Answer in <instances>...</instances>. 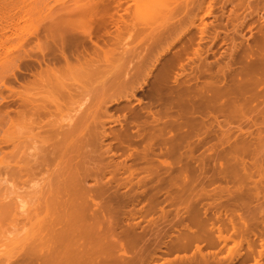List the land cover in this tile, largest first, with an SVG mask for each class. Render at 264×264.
Listing matches in <instances>:
<instances>
[{
  "label": "rangeland",
  "instance_id": "1",
  "mask_svg": "<svg viewBox=\"0 0 264 264\" xmlns=\"http://www.w3.org/2000/svg\"><path fill=\"white\" fill-rule=\"evenodd\" d=\"M88 0H0V72L2 71V72H4V71H7V72H9V73H5V74H10L12 71H15L16 73H18V81H12L11 83H9L10 85H12L11 87L13 88L12 89V91L11 90H8V89H6L5 88V86L3 85V83H2V81L0 80V92H1V94H2V96H0V102H1V97H3L4 95H6V97H9V93H10V91H11V94H10V99H12V100H10V99H8L9 101H10V107H12V108H15L16 106H17V103L16 102H18L17 100H18V97L17 96H15V97H12L13 95H12V93L14 94V93H16V92H19L20 94H21V92H24L25 93V95H27V96H29L30 98L32 97L33 99H37V97L39 98L40 97V99H42V98H45V95L47 96V93L48 94H50V91L53 93V91L52 90H55V89H52V90H50L48 87H46V85L44 86V84L42 85L41 83H38V81L37 80H35L34 78H32L33 76H31V74H30V72L28 71V70H23V71H16L17 69H15L14 67H15V63H20V62H24V61H26V62H31L32 61V59H30L29 57H27V55L29 54L31 57H34L35 55H37V53H36V51H32V49L35 47L34 45H36V38L34 37L33 38V36H31V35H29V25H30V19H31V15H32V11L33 10H36V9H43V10H47V9H50V10H52L53 12H52V14H51V16H47V21L45 22L44 21V23L45 24H49V21L52 19V20H58L61 16H63V18H64V16H65V18H71L72 16H73V18H75L74 16H76L77 15V13H74V11H71V10H75L76 9V11L77 10H80V8H81V10H83V9H85V3L87 2ZM164 1H166V0H164ZM167 1H171L172 3H169V2H166V3H164V2H162V0H147V6H143L142 8L143 9H150L151 7L153 8V9H162V10H165L166 8L167 9H171L173 6H174V8L176 7H178L180 4H181V7H180V9L181 8H183L185 5H187V6H185V7H189L190 9H192V8H194V7H196L195 5H197V1L196 0H192L191 2H190V0H167ZM196 1V2H195ZM209 1L210 0H204L203 1V4L201 5V7H202V10H198V12H197V17H196V19L194 20V21H192L191 20V17H185L186 19L184 20L185 21V23H184V26L186 25V26H189V25H191V24H194L195 25V27H192V28H190V32H188V34L186 33L185 35H183L182 37H180L179 39H175V37H171V38H168L167 40L169 41H167V43H170L171 42V47H170V49H169V51L167 52V53H165V54H163L162 55V57H161V59H162V61H164L165 60V62L167 61L166 60V58H170V57H173L174 56V54L175 53H179V52H182V50H183V43L184 42H186L187 40H189V37L192 35V34H195L194 35V37H195V42H194V45H192V47L193 48H197L196 46H197V40H198V36H199V31L202 29V28H204V23L206 22V23H208V22H210V21H212L213 23H216V25H215V28L217 29V30H220V31H226V30H228L229 32H231L232 31V29H233V24L236 22L237 24H239L240 22H241V24L240 25H236V23L234 24V25H236L235 27H236V29H238V33H233L234 35L233 36H235V37H233L234 39H235V42L236 43H238V45L239 44H241L240 42H242V44L241 45H239V49H235V50H230L229 49V46L231 47V42H230V39L229 38H226V40L225 41H223V36H224V34L223 33H221L215 40H213V41H211L210 42V36H204V39H203V41L202 42H200V48H201V51H202V58L201 59H204V62L202 61V60H200V65H202L201 67H203V65H204V71L202 72V73H196V75L198 76V79H197V77H196V75L194 76V75H192L191 77H196V78H187V77H185V75H182V76H184V77H180V78H183L184 80L186 79L187 80V83H186V81H185V83H183L182 84V86L180 85V89L181 90H183L181 87H183L184 88V90H185V88L187 89L186 91H188L187 92V94H185L186 93V91H184L183 93L187 96V97H190V98H186V96L185 95H183L184 97H182L183 99L182 100H185L184 102L182 101V105H184L183 107H181L182 109L184 108V113L182 112L183 110L181 109V108H178L179 106H177V107H173V109H174V111H173V109H171L170 110V113H169V100H167L168 99V94H169V90H167V89H169L170 87L172 88V87H174L175 85L173 84V77L175 76V73H180V72H182V70H181V68H180V66H179V64L177 65V67L176 66H173V67H171V72H170V76H169V78H168V83H169V81H170V84H171V81H172V86L170 85H168L167 84V89H166V87H164L163 88V91L165 92V95H164V92L162 91L161 93H162V96H161V101H160V99L157 97V98H155V97H151L150 99H149V97L148 96H146V95H148L147 93H146V88L143 90V91H137L136 92V95L135 96H133L135 99H136V103H135V99H132L131 98V100L130 101H128V100H123V101H120L119 103H113V105L111 104V106L109 105L108 106V109H109V111H108V113H106L107 115H109V113H111V118H113V119H111L109 116H105V115H103V113H101V112H99V111H97V110H100L99 108H98V106H99V104H97L98 102L96 101V100H94V95L92 96V94L94 93V85H93V83H95V80L94 81H92V80H90L89 78H87V77H85V79H84V76H82L83 77V80H80V79H82V77L80 78L79 76H78V74H79V72L81 73V71L82 70H80V71H78L77 70V72H78V74L76 73V71L75 72H73V73H70L69 71H68V75H69V77H68V75H67V73L66 72H63V73H60V75L62 76V79H61V77H60V79L63 81L64 80V83L65 84H67L68 83V85L71 83V85H72V83H73V85H76V86H80V89L83 91H85L86 93H90L91 94V92H93L92 94H91V97H92V99H90L89 98V101H87L89 104H92V106H93V108L91 107V105L89 106V107H91L90 109H89V107H87L88 108V110H89V113L90 112H92L91 113V118L88 120V126H89V124L91 125L92 124V122L94 123V124H97L96 126H98L99 124L101 125V123H102V125H104L106 128V130H107V132H110L112 129H114V130H112L111 132H113V131H116V130H120L119 128H120V125L119 124H117V123H115V121H113V122H109V120H116L117 121V119H119V120H121V122L122 123H125V126H127V128L128 129H130V130H132V138L131 137H129L130 138V140L128 141V139H125V140H123V141H121V139H115V136H109V137H107L106 139H104L103 141H102V144H101V142H100V140H98L97 138L96 139H94V137L92 138V137H90V138H88V139H90V140H88L87 139V135H85V137H84V135H83V133H85L84 132V130H86V128H90V127H87V126H82L80 129L82 130V131H76L77 133H76V139H74L75 140V143H77L76 145V147L75 148H73V149H69L68 151H75L76 150V153L78 152V154H80V156L78 155V154H73V153H75V152H73V153H71L70 155H68L69 154V152H68V154H67V156H70V157H73L74 158V156H76L74 159L73 158H71V159H73V162L72 161H70V168H74V166H75V164L77 163L78 164V162H79V164L81 165V166H79V165H77L76 164V166L78 167H76L77 169V171H76V173H79L78 171H80V169L81 170H83V166H84V163H85V168L87 169L86 171H85V173H83V171H80V172H82V174H86L85 176L87 177V173H89V175H88V177L87 178H83V181H81L82 183L84 182L85 183V185H88V186H90V187H88V186H86L87 188H92L91 186L93 185V188H99L98 190L99 191H96L95 193H91L90 192V194H96V196L94 195V200H95V198L97 197V201L95 200V202H99V201H103V203L102 202H100V205H102L101 207L102 208H100L101 210L103 209L104 210V208H105V206H107L108 207V205H109V210L107 211L106 209H105V213H104V211H103V213H102V211H100V209H99V211L101 212V214H103V215H105L106 217H107V215L108 216H112L113 215V217L115 216H117L116 217V223H117V225H120L118 228L117 227H115L116 229V231L117 230H121L122 228H123V230H121L120 232H122V231H124V229H126V228H133V229H135V231L138 233V232H140V233H138V234H145L144 236H148L147 238L148 239H150L149 238V235H147V232H148V234H150V237H151V239L152 238H155L157 235L156 234H158L159 232H160V230H161V233L162 234H164L163 235V237H160V239L159 240H163L164 239V241H165V244H160V248H158L157 249V251L155 250L154 251V260H153V258L150 260V262L148 263V264H157L158 262L159 263H161V262H163V259H168V258H173L174 256H175V254H177V255H182L183 253L185 254V251H186V253H187V256H189V254L191 255V256H189V257H192V258H194V257H196V258H194V260H199V257L197 258V254H198V252H195V247H196V245H200L201 246V248H202V251H203V253H205V252H209V251H217V252H219V257L222 255V254H226V253H228V248L230 247V246H232V248H234V246H233V242H231V241H229L227 244H225V246H222V242H220V244H218L216 247L215 246H212V247H208L205 243H204V230H208V229H210V224L211 223H213V224H217V225H219L220 226V228H222V232L224 233V234H227V235H231L232 237H234V239L236 238V239H239L238 238V234H240V232H236L237 230H236V228H237V226L239 227V226H241V228H238L239 230L238 231H242V230H244V229H242V228H246L245 230H247V233L249 234H247V236H249V239L250 240H253V243H254V245L252 244V247L254 248V250L255 249H259V245H260V243H259V238H260V236H259V232L262 234V233H264V229H261V226H262V228H264V223H263V225H261L262 224V222H264V188H262V187H264V179L263 178H261V177H258L259 175V173L257 172V171H254V167H252L253 165H249V163L250 162H252L253 160H255V158L256 157H258L260 154L257 152V150L258 151H260V153L261 152H264L263 150H264V144H263V142H264V137H262V136H264V132H263V130H264V113H263V111L264 110H262V109H264V89H262V88H264V74H263V76H262V73H264V68H262V67H264V65H262V59H263V55H264V3L262 2V1H264V0H258V2L256 1V0H233V2H231L232 0H230V3H227L226 1H224V0H215V2H214V8H213V15H219L220 16V14H225V16L224 15H221L219 18H220V20H221V23H218V22H220L219 20H217V21H215V20H213L214 18H213V16L211 15H209V16H204L206 13H204V12H206V10H207V8H208V5L207 4H209ZM221 1V2H220ZM243 1V2H242ZM261 3H260V2ZM158 2V3H157ZM189 2L191 3V4H189ZM195 3V5L193 4V3ZM224 2V3H223ZM251 3V5H253L255 2H256V4H254L253 6H249V3ZM179 3V4H178ZM232 3V4H231ZM246 3V4H245ZM258 3L259 4H261V7L262 8H260V5H258ZM83 4V5H82ZM171 4V6H168V5H170ZM235 4H237V6H235L236 7V12L238 13L237 14V17H238V19L234 16L233 18H231L230 19V17H228L227 16V14L228 15H230V14H232V13H230L231 11H232V9H235V7H234V5ZM244 4V5H243ZM160 6V8H159V6ZM233 5V6H232ZM246 5V6H245ZM78 6V7H77ZM79 6H81V7H79ZM127 6H129V7H127ZM163 6V7H162ZM191 6H192V8H191ZM258 6V7H257ZM129 8L130 9V11H132V10H134V8H135V4H133L132 2H130V3H128V4H124L123 6H122V8L117 12V14H115L114 15V17L115 18H119V15H123L122 17L124 18V19H129V16L130 15H128V14H125V11H124V8ZM146 7V8H145ZM178 7V8H179ZM205 7V8H204ZM248 7V8H247ZM151 8V9H152ZM163 8H165V9H163ZM175 8V9H176ZM187 8H184V9H186L187 10ZM253 8L254 9V12H253V9L251 10V9ZM255 8H256V10H255ZM173 9V8H172ZM222 9V10H221ZM263 9V10H262ZM67 10H69V11H67ZM193 11H195V9H192ZM248 10V11H247ZM251 10V11H250ZM67 11V12H66ZM72 13H71V12ZM75 11V12H76ZM124 11V12H123ZM256 11V12H255ZM55 12V13H54ZM196 12V11H195ZM222 12V13H221ZM252 12V13H251ZM70 13V14H69ZM230 13V14H229ZM251 14V16H247V14ZM255 13H256V15H255ZM59 16H57V15ZM240 14V15H239ZM54 15V16H53ZM55 15H56V17H55ZM126 15H127V17H126ZM239 15V16H238ZM71 16V17H70ZM223 16V17H222ZM245 18H244V17ZM261 16L263 17V18H261ZM48 17L50 18V19H48ZM54 17H55V19H54ZM146 18H148L147 16H145ZM145 17H143V20L145 21ZM230 19V20H232V21H230L228 18ZM260 17V18H259ZM72 18V19H73ZM156 18V17H155ZM155 18H151V19H149L148 18V21L150 20H152V19H154L155 21H154V23L153 24H151L153 21H151V23H148V21L146 22V24L148 23V26H146V24L145 23H143L142 22V24H141V20L140 21H137L136 23L140 26V27H136L135 28V31L133 32V34H130V35H132V36H134V34H135V36L134 37H132V36H128V33H126V31L124 30V29H121V31H120V33H123L122 34V36H120L121 34L119 33V35L118 36H120L119 37V40L120 39H122V40H116L117 42H119L118 44H116V50H115V52H117L116 54H115V52H114V54L115 55H113V57L115 58V56L117 57V58H119V56H122L123 58H125L126 59V57L128 58V59H134L135 61H137L136 59L137 58H139L142 54H145V53H143V52H145L144 51V49H142L143 47V40H144V36L143 35H145L146 33H148V34H152L153 32H156V29H157V27L158 26H160L161 25V23H159V22H161V20H163L162 18L160 19V17L159 16H157V18L155 19ZM159 18V19H158ZM237 20H236V19ZM245 20H244V19ZM229 21H228V20ZM234 19H235V21H234ZM243 19V20H242ZM258 19V20H257ZM261 19V21H259ZM131 20H132V18H131ZM128 21H130V20H128ZM149 21V22H150ZM164 21V20H163ZM162 21V22H163ZM183 21V22H184ZM259 21V22H258ZM138 22H140V23H138ZM232 22H234L233 24H232ZM243 22V23H242ZM258 22V23H257ZM120 24H122V23H120ZM143 24H145V25H143ZM151 24V25H150ZM109 26H107L109 29V31H110V33L112 32L113 33V30H115V28L112 26V25H110V24H108ZM155 26V27H154ZM238 26V27H237ZM123 27H126V25L124 26V24H123ZM122 26H121V28H123ZM141 27H148V28H144V31L145 30H147V31H143V29L141 28ZM149 27H153V28H150L149 29ZM259 27H260V29L262 30V32L260 31V33H259V31L258 30H260L259 29ZM213 28H214V26L211 24H209L208 26H207V31L210 33V32H213ZM68 29H75V28H69L68 27ZM112 29V30H111ZM137 29V30H136ZM152 29V30H151ZM140 30V31H139ZM141 30L143 31V32H141ZM240 30V31H239ZM73 31V32H72ZM133 31V30H132ZM137 31V32H136ZM151 31H152V33H151ZM71 32L72 33H74V34H76V33H79V32H77V29H75V31L74 30H71ZM125 32V33H124ZM136 32V33H135ZM139 32V34H137ZM193 32V33H192ZM100 33H103V31H100ZM132 33V32H131ZM143 33H145V34H143ZM255 33V34H254ZM69 34H71L70 32H69ZM105 34V33H104ZM238 34V35H237ZM241 34V35H240ZM78 35V34H77ZM80 35V34H79ZM211 35V34H210ZM231 35H232V33H231ZM254 35V36H253ZM257 35V36H256ZM261 35V36H260ZM263 35V36H262ZM139 36V37H138ZM212 36V35H211ZM243 36V37H242ZM258 36H259V39H258ZM113 37H114V35L112 36V35H106L105 37H104V40H101V39H97V43L102 47V48H107V46H108V44L111 42V40H113ZM210 37V38H209ZM43 38V37H42ZM78 38H83V40H82V42H83V45H81V44H75L76 45V47H72V46H75V45H73L74 43H72L71 45H69V46H67V45H65L66 47H65V50L67 51V53H68V50L70 51L69 53H75V52H82V51H86V50H88L89 52H91V55H92V52H93V48H94V45L92 44V42H89V40H88V38H86L85 39V37H82V36H80V37H78ZM111 38V39H110ZM260 38H261V40H260ZM92 39H95L94 38V36H93V38ZM91 39V40H92ZM117 39H118V37H117ZM253 39H254V41H253ZM258 40H260V41H258ZM125 41V42H124ZM143 41V42H142ZM258 42V44L260 45V48L258 49L261 53H259V52H256L257 53V55H256V53L254 52V51H252V52H254V53H252V54H250L249 52L247 53V51H245L246 49H245V47H247V49L249 48L248 46H251V42H252V45L254 44V42ZM121 42V43H120ZM142 42V43H141ZM262 42V43H261ZM209 44H210V46H209ZM248 44V45H247ZM250 44V45H249ZM255 44H257V43H255ZM128 45V46H127ZM142 45V46H141ZM258 45V46H259ZM263 45V46H262ZM71 46V47H70ZM210 47V51L207 53L206 52V50H207V47ZM261 46H262V49H261ZM93 47V48H92ZM71 48H74V49H72L74 52H71ZM133 48H134V50H133ZM255 48H257L256 46H254L253 47V50H255ZM68 49V50H67ZM84 49V50H83ZM86 49V50H85ZM230 51H229V50ZM131 50V51H130ZM248 50H250V49H248ZM257 50V49H256ZM257 50V51H258ZM88 51H87V53H88ZM121 51V52H120ZM141 51V52H140ZM204 51H205V53H204ZM236 53H235V52ZM243 51V52H242ZM158 52H159V49H158ZM192 50H190V53H187V54H182L181 56H180V63L181 64H183L184 65V67L186 68V70H187V72L188 71H192V70H188L191 66L193 67V65H195L194 67H193V70L196 68V66L198 67V63L197 62H199L197 59H193V63H194V61H195V63H197V64H193L192 65V62L191 61H188L187 59L188 58H192L193 57V54H192ZM231 53V55H229L230 53ZM48 54H50V53H52V52H47ZM46 53V54H47ZM263 53V54H262ZM23 54V55H22ZM26 56H25V55ZM39 54V53H38ZM56 54H58V53H56ZM95 54V53H94ZM122 54V55H121ZM228 54V55H227ZM244 55V54H246V55H244L243 56V60L241 59L242 58V56L241 55ZM255 55V57H254V55ZM261 55V57H259L260 55ZM99 56V58H101V55H102V52H100V54H96L95 55V57H97L98 58V56ZM157 55V50L156 51H153L152 53H151V57H153V56H156ZM233 55V56H232ZM251 55H253V56H251ZM20 56H25V57H21V59H25L24 61L22 60V61H20ZM49 56V55H48ZM58 57H59V55H57ZM86 56H88V55H86ZM228 56V57H227ZM230 56H231V58H230ZM246 56H248V57H246ZM251 56V57H250ZM27 57V58H26ZM93 57H94V55H93ZM103 57V56H102ZM112 57V56H111ZM206 59H205V58ZM241 57V58H240ZM16 58H17V60H16ZM121 58V57H120ZM136 58V59H135ZM237 58V59H236ZM250 58H252V60H250ZM261 58V59H260ZM140 59V58H139ZM138 59V60H139ZM229 59V60H228ZM246 61H245V60ZM19 60V61H18ZM30 60V61H29ZM197 60V61H196ZM228 60V61H227ZM261 61V63L259 62V61ZM133 61V60H132ZM135 61H133V62H135ZM226 61V62H225ZM250 61V62H249ZM252 61H253V63H255V64H253L252 63ZM258 61V62H257ZM33 62V61H32ZM211 62H212V64H211ZM235 62V63H234ZM241 62V63H240ZM25 63V62H24ZM102 63H104V62H102ZM202 63V64H201ZM204 63V64H203ZM220 63V64H219ZM233 64V65H230V64ZM240 63V64H239ZM246 63H248V65H245ZM256 63H260L259 65L260 66H262V67H259V66H257L256 65ZM264 63V62H263ZM23 64V63H22ZM21 63H20V65H22ZM189 64V65H188ZM209 64H211L210 66H209ZM217 64H218V66H220V67H218L217 66ZM225 64V65H224ZM241 64H243V66L241 65ZM249 64H250V66H249ZM251 64H253V65H251ZM12 65H14V67L12 66ZM106 65V64H105ZM229 65V66H228ZM235 65V66H234ZM244 65H245V67H244ZM258 67H256V66ZM225 66V67H224ZM243 67V69H242V67ZM248 66V67H247ZM254 66V67H253ZM200 67V66H199ZM224 67V68H223ZM249 67H251L252 69H250ZM256 67V68H255ZM224 69V71H225V73L223 74V72L224 71H222L223 69ZM239 68H241V69H239ZM247 69L246 70V72H244V70L245 69ZM259 68H261L260 70L262 71H260L259 70ZM8 69H10V70H8ZM106 69V68H105ZM229 69V70H228ZM239 70V71H242V72H239V71H237V70ZM248 69H250L249 71H248ZM258 71V73L257 72H255L256 70ZM12 70V71H11ZM227 70V71H226ZM234 70V71H233ZM251 70H253L251 73H250V71ZM173 71V72H172ZM207 71V72H206ZM236 71V72H235ZM260 71V72H259ZM83 72V71H82ZM213 72V73H212ZM237 72H238V74H237ZM249 72V73H248ZM253 72L255 73V74H253ZM64 73H66V75H62V74H64ZM192 73H193V71H192ZM211 73V74H210ZM234 73V74H233ZM259 73H261V74H259ZM75 74H77V75H75ZM205 74V75H204ZM220 74V75H219ZM237 74V75H236ZM241 74V75H240ZM83 75V74H82ZM172 75V76H171ZM213 75V76H212ZM215 75V76H214ZM222 75V76H221ZM231 75H232V77H233V79H232V77H231ZM248 75H249V78H251V79H253V83H256V80L255 79H258L257 81H260L258 84V86H256L257 85V83L256 84H253L252 83V80H251V83H250V81H246L245 79H247V78H245L246 76L248 77ZM250 75H251V77H250ZM256 77H255V76ZM261 75V76H260ZM73 76V77H72ZM77 76L79 77V79H76L77 78ZM81 76V75H80ZM211 76V77H210ZM217 76V77H216ZM225 76V77H224ZM241 76H243L241 79H243V78H245V79H243L244 81H245V84H243L244 86L245 85H247L246 86V90L245 89H243V91L242 90H238V87H244L243 85H242V83H243V80H241L240 79V77ZM245 76V77H244ZM259 76H260V79H259ZM64 77V78H63ZM66 77H68V81L65 79ZM172 79H171V78ZM213 77V78H212ZM219 77V78H218ZM221 77H222V81H226V83H225V81H224V83H223V86H222V81H221V84H220V81H217V80H221ZM254 77H255V79H254ZM87 78V79H86ZM93 78V77H92ZM95 78V77H94ZM211 78V79H210ZM215 78H217V79H215ZM223 78H225L224 80H223ZM248 78V79H249ZM30 79H33V81L35 80V81H37V83H35V81H34V84H33V81H32V83H30L31 85H33L32 87H31V85L29 84V86H28V84H27V86H26V88L28 89V91L24 88L25 86H23V85H21V86H23V87H21L20 86V82L21 83H24V82H26V83H29V81H30ZM183 79H180L181 81L183 80ZM214 79V80H213ZM229 79V80H228ZM236 79H239V80H237L238 81V83H237V81H236ZM247 79V80H248ZM261 79H262V81H261ZM179 80V81H180ZM184 80H183V82H184ZM209 80H211V81H209ZM250 80V79H249ZM81 81V82H80ZM88 81H89V83H88ZM152 81V80H151ZM203 81H204V83H203ZM206 81H207V83H206ZM208 81L210 82V83H212V81H214V84H213V86L211 85V84H209L208 83ZM215 81H216V83H215ZM229 81H230V83H229ZM92 83V84H91ZM150 83V82H149ZM152 83H153V81H152ZM152 83H150V84H152ZM198 83V84H197ZM228 83V84H227ZM233 83V85H231ZM234 83H236V85L238 86L239 84V86L237 87ZM260 83H262V85L260 84ZM37 84V85H36ZM91 84V85H90ZM190 84V85H189ZM203 85V84H205L204 86H202V88L201 87H199L198 88V85ZM207 84H209V85H207ZM217 84V85H216ZM85 85V86H84ZM97 84H95V86H96ZM183 85H185V86H183ZM189 85V86H188ZM199 85V86H200ZM216 85V86H215ZM220 85V86H219ZM91 86V87H90ZM92 86L94 87V88H92ZM187 86V87H186ZM191 86V87H190ZM197 86V87H196ZM207 86H209L208 88H207ZM211 86V87H210ZM222 86V87H221ZM232 86H235V87H233L232 89L233 90H235L236 89V91H235V93H234V91L232 90V89H230V87H232ZM18 88V89H16V88ZM82 87V88H81ZM195 87L197 88V89H195ZM212 87H213V89H212ZM22 88V89H21ZM46 88V89H45ZM84 88V89H83ZM193 88V89H192ZM201 88V89H200ZM204 88H206V91L204 92L205 94H203L202 92L205 90ZM254 88V89H253ZM255 88H256V90H255ZM24 89V90H23ZM29 89H31V90H29ZM90 89H92V90H90ZM200 89V90H199ZM208 89V90H207ZM212 89V90H211ZM226 89L228 90V91H226ZM15 90V92H13ZM167 90V91H166ZM200 92H199V91ZM216 90H217V92H216ZM245 90V91H244ZM256 92H255V91ZM21 91V92H20ZM27 91V92H26ZM34 92V94H36V95H34L33 94V92ZM83 91V92H84ZM89 91V92H88ZM196 91H198V92H196ZM209 91H211L210 93H209ZM212 91L215 93V95L212 93ZM248 91H250V92H248ZM260 91H262V92H260ZM148 92V91H147ZM227 92H229V93H227ZM248 92V93H247ZM252 92H254V95L256 96V98L258 97L257 95L259 94V97H258V99L259 100H257L256 98H255V96L254 95H252L253 96V99H251V100H249V101H247V103H245V104H240L241 103V100H239V99H237L238 97H241V95H243V93H244V95L246 96V97H250V94L252 93ZM258 92V93H257ZM24 93H23V95H24ZM32 93V94H31ZM56 93V91H54V94ZM237 93V94H236ZM238 93H239V95H238ZM90 94H87V95H90ZM146 94V95H145ZM199 94V95H198ZM231 94H232V96H231ZM241 94V95H240ZM248 94V95H247ZM168 95V96H167ZM192 95V96H191ZM207 95V96H206ZM208 95H213V96H211V97H209ZM216 95H217V97H216ZM230 95V96H229ZM201 96H203V97H201ZM238 96V97H237ZM251 96V97H252ZM262 96V97H261ZM5 97V96H4ZM142 97V98H141ZM199 97H201L200 98V100H199ZM221 97V98H220ZM222 97H223V100H222ZM230 97V98H229ZM261 97V98H260ZM47 98V97H46ZM45 98V99H46ZM140 98V102H137L138 101V99ZM197 98V99H196ZM204 98V100H202ZM209 100H208V99ZM211 98H212V101H210L211 100ZM215 98V99H214ZM218 98H220V100L218 99ZM17 99V100H16ZM45 99H42V101H44ZM159 99V100H158ZM191 99V100H190ZM261 99H263V100H261ZM14 100V101H13ZM94 101V102H92L91 103V101ZM154 100V101H153ZM163 100V101H162ZM187 100H188V102H187ZM199 100V101H198ZM219 100V101H218ZM234 100V101H233ZM252 100H253V102H252ZM255 100H256V102H258V101H260L261 100V103L260 102H258V104L256 105V103H255ZM96 101V102H95ZM143 101V102H142ZM144 101L145 102H147L148 103V101H150L152 104H151V108L152 109H150L149 107V109L148 108H146V106H147V104H146V106H144L143 104H145L144 103ZM157 101V102H156ZM203 101V102H202ZM224 101V102H223ZM163 102L164 104H161V103ZM166 102H167V104H166ZM192 102H194V104L192 103ZM206 102V103H205ZM216 102H218V103H216ZM223 102V103H222ZM252 102V103H251ZM87 103V104H88ZM140 103H142V104H140ZM184 103V104H183ZM188 103H190L189 105L190 106H188ZM200 103V104H199ZM202 103V104H201ZM222 103V104H221ZM251 103V104H250ZM261 105H260V104ZM86 104V105H87ZM124 104L127 106V108H131L130 109V111L132 110V108H133V110L135 111H133V113H136V111H138L139 113V118H141L142 120H146L145 121V123H150V125H144V124H140V125H143L145 128H147V130L142 126L141 127V129H140V133L142 134V135H140L139 137L137 136V132L135 131L136 130V128H138L137 126H136V124L135 123H129L128 122V120H124V117H123V114H124V109L122 110V107H120V106H124ZM169 104V105H168ZM212 104V105H211ZM214 104H216V105H214ZM234 104V105H233ZM238 104V105H237ZM247 104H248V106H247ZM66 105V104H65ZM61 106V110H60V112H62V110L64 109V107H68L69 106V104H68V106ZM115 105H116V108H118L120 111H118V109H116L115 108ZM128 105H130V106H128ZM154 105V106H153ZM168 106V107H166V106ZM193 107H192V106ZM199 105V106H198ZM206 105V106H205ZM227 106V108H225L224 106ZM229 105V106H228ZM232 105V106H231ZM246 105V106H245ZM254 105H255V107H254ZM113 106H114V108H113ZM118 106V107H117ZM141 106V107H140ZM197 106H198V108H197ZM202 106V107H201ZM208 106V107H207ZM212 106V107H211ZM214 106H216V107H214ZM235 106V109H233V110H235V111H233L232 110V107H234ZM237 106V107H236ZM251 106V107H250ZM258 106V107H257ZM262 106V108H260ZM63 107V108H62ZM83 107H85V106H83ZM82 107V108H83ZM120 107V108H119ZM136 107V108H135ZM156 107V108H155ZM219 107H221V109H222V112H219V110L221 111V109H219ZM223 107H224V109H223ZM228 107H229V109H228ZM240 107V108H239ZM247 107V108H246ZM98 108V109H97ZM181 109L180 111H181V113H182V115L183 114H188L187 116L188 117H190V114L191 115H193V117H190V118H186L187 120H188V122L186 121V120H183V119H185V116H184V118L183 119H181V122H180V118H179V120H177V118L179 117V115H181V113L180 112H178V111H176V110H178V109ZM258 108V109H257ZM66 109V110H65ZM64 110L65 111H67L68 109L67 108H65ZM94 110V111H92V110ZM112 109V110H111ZM145 109V110H144ZM164 109H166V111H164ZM176 109V110H175ZM193 109V110H192ZM196 109V110H195ZM206 109V111L208 112V117H207V112L206 111H204ZM217 109H219L218 111H217ZM225 109H228V110H225ZM237 109H240L239 111H241V112H243V113H239V111L237 110ZM242 109H244V110H242ZM63 110V112H62V114L65 112ZM115 110V111H114ZM118 111V113H117V111ZM129 110V109H128ZM128 110L127 111H125V112H128ZM151 111V112H153L154 110H156V111H154V112H159V113H161L160 115H161V117H162V119H159V121L157 120H155L154 118H153V116H150L151 114L149 113V114H146L147 112L146 111ZM191 110V111H190ZM197 110H199V111H197ZM227 112H225V111ZM260 110H262L261 112H260ZM101 111V110H100ZM123 111V112H122ZM172 111V112H171ZM217 111V112H216ZM238 111V112H237ZM245 111H249V114H248V112L247 113H245ZM253 113H252V112ZM68 112L69 111H67V112H65V113H67L68 114ZM88 112V111H87ZM95 112V113H94ZM132 112V111H131ZM141 112V113H140ZM145 112V113H144ZM178 112V113H177ZM189 112V113H188ZM211 112V113H210ZM232 112V113H231ZM237 113V114H235V113ZM250 112H251V114H250ZM55 113V115L53 114V117H52V121L54 122V120H56L57 121V123L59 122L61 125H64L65 124V122H66V119H62L63 117L65 118L66 116V114L64 113V115H63V117H62V115H60L59 116V112H54ZM59 113V114H58ZM73 113V112H72ZM97 113H99L100 115H98V117L99 118H96V117H94L95 116V114H96V116H97ZM164 113H166L165 115H164ZM173 113V114H172ZM180 113V114H179ZM196 113V114H195ZM216 113V114H215ZM218 113H220V114H218ZM223 113H226V114H223ZM245 113V114H244ZM259 115H262V116H259ZM263 113V114H262ZM12 115H11V117L12 118H14V112H12L11 113ZM56 114H57V116H56ZM117 114V115H116ZM122 114V115H121ZM126 115H131V113L130 112H128V113H125ZM144 116H143V115ZM167 114H169L168 116H166ZM170 114H171V116H170ZM195 114V115H194ZM214 114H215V117H213L214 116ZM222 114V115H221ZM227 114H228V116H229V114L232 116V118L231 117H228L227 116ZM238 114H242L241 116H238ZM244 114V115H243ZM255 114H256V116H255ZM146 115V116H145ZM164 115V116H163ZM172 115H174L175 117H177L176 118V120L178 121V122H180L181 124H182V121H183V123H185V124H183V125H181V126H179V127H181L182 129H180L179 127H177L178 126V124L179 123H177L176 122V120H175V118H172ZM202 115V116H201ZM213 115V116H212ZM220 115V116H219ZM236 115V116H235ZM246 115V116H245ZM248 115L250 116V115H252V120H251V118H249L248 117ZM259 117H258V116ZM54 116H56L55 118H54ZM103 117L104 116V118H101V117ZM120 116V117H119ZM150 116V117H149ZM182 116V117H183ZM201 116V117H200ZM212 116V117H211ZM224 117V118H222V117ZM233 116H235V117H233ZM255 116V117H254ZM51 117H49L48 118V120H50V118ZM60 117V118H59ZM107 117H109V118H107ZM114 117H115V119H114ZM144 117V118H143ZM165 117H168V118H164ZM181 117V116H180ZM181 117V118H182ZM194 117H195V119H194ZM204 119H203V118ZM238 117H241L242 119L240 120V118H238ZM245 117V118H244ZM251 117V116H250ZM261 117V118H260ZM96 118V120H93V119H95ZM137 118H138V116L136 117V121H138V122H136V123H141L142 121L141 120H139V118H138V120H137ZM152 118H153V120L154 121H156V123H158L157 124V126H160V128H158L157 126L156 127H154L155 126V124H154V122L152 121ZM193 118V119H192ZM212 118V119H211ZM214 118V119H213ZM219 118H220V120H219ZM222 118V119H221ZM228 119V121L229 122H232V123H229L228 121H227V119ZM233 118H237V119H239L240 121H238V120H233ZM246 118H248V122L247 121H245V119ZM256 118V119H255ZM107 119H109V120H107ZM170 119V120H169ZM192 119V120H191ZM197 119V120H196ZM200 119H201V121H200ZM224 119V120H223ZM255 119V120H254ZM45 120V119H44ZM59 120V121H58ZM118 120V121H119ZM149 120V121H148ZM166 120V121H165ZM172 120V121H171ZM204 120V121H203ZM206 120V121H205ZM217 120H219L218 122H217ZM247 120V119H246ZM250 120V121H249ZM51 121V122H52ZM55 121V122H56ZM91 121V122H90ZM94 121H96V123L94 122ZM101 123H100V122ZM140 121V122H139ZM148 121V122H147ZM151 121H152V123H153V125L151 126ZM165 121V123H166V125L163 123ZM173 121H175V123L173 122ZM185 121V122H184ZM212 121V122H211ZM234 121V122H233ZM236 121V122H235ZM254 121L256 122V123H254ZM99 122V123H98ZM144 122V121H143ZM174 124H173V123ZM186 122H187V124H186ZM190 122V123H189ZM199 122H201L200 123V125H199ZM203 122V123H202ZM241 122V123H240ZM56 123V126L58 125L59 126V124H57ZM110 125H109V124ZM120 123V122H119ZM161 123V124H160ZM172 123V124H171ZM194 123V124H193ZM206 125H205V124ZM216 123V124H215ZM240 123V124H239ZM252 123V125H250ZM258 123H259V126H258ZM94 124H92L91 125V129H92V127H93V125ZM165 125V126H163V127H161L162 125ZM257 124V125H256ZM187 125H188V127H187ZM190 125V126H189ZM238 125V126H237ZM247 125V126H246ZM254 125V126H253ZM57 126V127H58ZM150 126V127H149ZM225 126V127H224ZM233 126L235 127L234 128V130H233ZM240 126V127H239ZM54 127H55V125H54ZM153 127V128H152ZM165 127V129H162V128H164ZM179 128V129H177V128ZM250 127V128H249ZM260 127V128H259ZM1 129H0V137L1 136H7V138L8 139H14L15 137V141L17 140V138H19L20 140H21V138L23 139V131H19L18 130V132H21V133H15V132H17L16 130H14V128H12V127H9L7 124L6 125H3V127H0ZM9 128V129H8ZM110 128H111V130H110ZM142 128H144V129H142ZM172 128V129H171ZM208 128V129H207ZM257 128H259L260 129V131H259V129L257 130ZM20 129V128H19ZM98 129V128H97ZM188 129V130H187ZM219 129H220V131H219ZM240 129H242L241 131H240ZM251 129H252V131H251ZM256 131H255V130ZM10 130V131H9ZM22 130H24V129H22ZM41 130H43V132H44V134H45V136H47L46 135V133H47V131L45 130V129H41ZM99 130H100V128H99ZM142 130H143V132H142ZM144 130H145V132L148 134V137H145V136H147V134L144 132ZM173 130V132H171ZM179 132H178V131ZM205 130H206V132H205ZM229 130V131H228ZM239 130V131H238ZM244 130V131H243ZM246 130V131H245ZM5 131H6V133H5ZM88 131H92V130H88ZM150 131H151V133H150ZM183 131V132H182ZM215 131V132H214ZM228 131V132H227ZM255 131V132H254ZM262 131V132H261ZM10 132V133H9ZM14 132V133H13ZM42 132V131H41ZM40 132V133H41ZM46 132V133H45ZM175 132H177V134L175 133ZM214 132V133H213ZM224 132V133H223ZM242 134H241V133ZM247 132H250V134L249 133H247ZM251 132H253L252 134H251ZM256 132H259L258 134L256 133ZM88 133V132H87ZM86 133V134H87ZM149 133H150V135H149ZM206 133V134H205ZM211 133V134H210ZM228 133H229V136H228ZM243 133L245 134V137H244V135H243ZM263 133V134H262ZM14 134V135H13ZM19 134V135H18ZM21 134H22V136H21ZM25 134V133H24ZM42 134V133H41ZM48 134V133H47ZM89 134V133H88ZM145 134V135H144ZM200 134V135H199ZM218 136H217V135ZM221 134V135H220ZM227 136H226V135ZM249 134V135H248ZM257 134V135H256ZM16 135H18V136H16ZM84 137H82V136ZM173 135V136H172ZM188 135V136H187ZM220 135V136H219ZM224 136V138H223V136ZM242 135H243V137H242ZM262 135V136H261ZM19 136H21V138L19 137ZM43 136V135H42ZM93 136V135H92ZM143 136V137H142ZM150 136H152L151 138H150ZM155 136V137H154ZM161 138H160V137ZM178 136V137H177ZM198 136V137H197ZM249 136V137H248ZM255 136V137H254ZM47 137H51L50 135L49 136H47ZM47 137H46V139L45 140H47ZM53 138H50V141L52 140L53 142H55L56 140H58L59 139V136L56 138V140L54 139L55 138V136H52ZM80 137L81 138H83V139H81L80 141L81 142H83L82 144H80L79 143V145H78V142H79V139H80ZM141 137V138H140ZM154 137V138H153ZM217 137V138H216ZM251 137V138H250ZM258 137V138H257ZM29 138V137H28ZM27 138V139H28ZM79 138V139H78ZM85 138H86V140H85ZM146 138V139H145ZM150 138V139H149ZM164 138V139H163ZM169 138V139H168ZM228 138H230V139H228ZM253 138H254V140H253ZM262 138V139H261ZM26 139V137H25V141L27 140ZM30 139V138H29ZM78 139V142L76 141ZM94 139V143H93V141H91V140H93ZM149 139V140H148ZM154 139V141H152ZM175 140V146H174V144L172 143V140ZM187 139V140H186ZM206 139V140H205ZM221 139H223V140H221ZM243 141H242V140ZM245 139H246V141H245ZM249 139H251V140H249ZM96 140L98 141V142H96ZM118 140V141H117ZM143 140H145V141H143ZM151 140V141H150ZM162 140V141H161ZM192 140V141H191ZM221 140V141H220ZM229 140V141H228ZM12 141V140H11ZM30 141V140H29ZM50 141H48L49 143H50ZM135 141V142H134ZM147 141V142H146ZM188 143H187V142ZM194 141V142H193ZM200 141V142H199ZM240 141H242L243 142V147H242V149L240 150V149H238V145H240V144H242V142H240ZM254 141V142H253ZM48 142L47 141H44V143L43 144H39V146L41 145V146H43V147H45V146H47L48 147V145L50 146V144H53V145H51V146H54L55 144L53 143V142H51L50 144H48ZM86 142H91V143H86ZM99 142H100V146H99ZM123 143V145L122 144H120V143ZM126 142H128L127 144H129L128 146H127V144H126ZM148 142H150V145H151V147H150V145H149V143ZM154 142V143H153ZM163 142H167V143H163ZM214 142H218V143H214ZM226 142V143H225ZM251 142V143H250ZM261 142H262V144H261ZM26 142H24V144H25ZM45 143H46V145H45ZM56 143V142H55ZM86 143V144H85ZM92 143H93V145L95 146H93L92 145ZM195 143V144H194ZM220 143H222L221 145H220ZM238 143H240V144H238ZM249 143V144H248ZM255 143V144H254ZM23 144V143H22ZM22 145V147H21V149L22 150H24V149H26L25 147V145ZM29 144V143H28ZM31 144V143H30ZM48 144V145H47ZM98 144V145H97ZM110 144V145H109ZM146 144H147V148L148 149H146L145 147H146ZM153 144V145H152ZM162 144V145H161ZM164 144V145H163ZM179 144V145H178ZM188 144V145H187ZM189 144H190V146H189ZM213 144V145H212ZM224 144H226V145H224ZM257 144V145H256ZM27 145V144H26ZM85 145V147H83ZM88 145V146H87ZM167 145V146H166ZM199 145V146H198ZM212 145V147H209V146H211ZM215 145V146H214ZM219 145V146H221V149H219L220 147L217 146ZM251 145V146H250ZM254 145H256V146H254ZM260 145H262V146H260ZM51 146H50V148H51ZM90 146V147H89ZM106 146V147H105ZM108 146H110V148L108 147ZM142 146H145L144 147V149L145 150H148V151H145L144 149H143V147ZM150 147V149H149V147ZM169 146H171L170 148H169ZM173 146V147H172ZM188 146V147H187ZM214 146V147H213ZM223 146V147H222ZM226 146V147H225ZM5 147H7V148H5ZM4 147V150L6 151V152H8L9 154H11V151H12V145L10 144V142H8L7 144H6V146ZM27 147H29L28 148V150L27 151H25L26 153H28V155L29 154H33L34 152H38V150H36V151H34L35 149L34 148H32V146L30 147V146H27ZM47 147H45V148H47ZM142 147V148H141ZM190 147V148H189ZM216 147V148H215ZM237 147V148H236ZM252 147V148H251ZM254 147H256L255 149H254ZM259 147V148H258ZM263 147V148H262ZM42 148V147H41ZM45 148H42V150L44 149L45 150ZM80 148V149H79ZM89 148H91V149H89ZM95 150H94V149ZM104 148V149H103ZM108 148V149H107ZM134 148H136V149H134ZM139 148V149H138ZM172 148H174L175 150H173ZM207 148V149H206ZM208 148H211V150L210 149H208ZM215 148V150H213ZM223 148V149H222ZM75 149V150H74ZM140 149H142L143 150V152H140ZM172 149V150H171ZM179 149V150H178ZM225 149V150H224ZM252 149V150H251ZM3 150V151H4ZM47 151H49V149L47 148L46 149ZM45 150V151H46ZM84 152V153H82V151ZM87 152H89V153H87L86 154V151ZM88 150H90V151H88ZM99 150V151H98ZM135 150V151H134ZM149 150H152V151H149ZM167 150H168V152H167ZM191 150V151H190ZM208 150V151H207ZM212 150H213V153L217 156H215L213 153H212ZM217 150V151H216ZM255 150V151H254ZM29 151H30V153H29ZM46 151V152H47ZM63 151V150H62ZM61 151V152H62ZM71 151V152H72ZM107 153H106V152ZM110 151V152H109ZM137 151H138V153H137ZM145 151V152H144ZM164 151H166V153H163ZM172 151V152H171ZM175 151V152H174ZM178 151V152H177ZM23 152V151H22ZM21 152V154H24V153H22ZM82 154H81V153ZM132 152H134L132 155L130 154V153H132ZM141 154H143V155H141ZM161 152V153H160ZM241 152V153H240ZM246 152V153H245ZM26 153H25V155H26ZM111 153V154H110ZM147 153V154H146ZM210 153H212L211 155H209ZM216 153H218V154H216ZM220 153H221V156H220ZM231 153V156L229 155V154ZM235 154V155H232V154ZM238 153H239V157L237 156L238 155ZM243 153V154H242ZM254 153V154H253ZM8 154V155H9ZM84 154H86V157L88 156V158L90 159H88V158H86L85 157V155ZM90 154V155H89ZM91 154H92V157H91ZM94 154V155H93ZM108 154H110L109 156H108ZM136 154V155H135ZM153 154V155H152ZM169 154V155H168ZM241 154L243 155V156H241ZM256 154V155H255ZM258 154V155H257ZM81 155H82V157H81ZM97 155V156H96ZM112 155V156H111ZM128 155V156H127ZM129 155H130V157H129ZM134 155V156H133ZM145 155H146V158H145ZM166 155V156H165ZM177 155V156H176ZM261 155H264V154H261ZM27 156V155H26ZM85 158H84V157ZM101 156V157H100ZM142 156V157H141ZM148 156V157H147ZM181 156H183V157H181ZM206 156H208L211 160H213V161H211L208 157H206ZM211 156V157H210ZM230 156V157H229ZM240 156H241V158L243 157V158H245L244 159V161L246 162L245 164L246 165H248V166H246V168L245 167H243L241 164H240ZM255 158H254V157ZM0 157H1V155H0ZM27 157H29V156H27ZM30 157H32V156H30ZM128 157V158H127ZM152 157V158H151ZM168 157V158H167ZM171 157V158H170ZM178 157H180V160H178L179 158ZM219 157V158H218ZM232 157L234 158V159H232ZM237 157L240 159H237ZM81 158V159H80ZM85 160H84V159ZM126 158V159H125ZM161 158V159H160ZM178 158V159H177ZM186 158V159H185ZM64 159H66V158H64ZM175 159H177V160H175ZM208 161H207V160ZM217 159L219 160V159H221V160H219V161H217ZM252 159V160H251ZM80 160H81V162H80ZM85 161V162H83V161ZM139 160V161H138ZM146 160V161H145ZM171 160H172V162H174V165H173V163L171 162ZM206 160V161H205ZM216 160V161H215ZM232 160H233V163L232 164H234L233 166H232V164H231V162H232ZM237 160V161H236ZM76 161V162H75ZM78 161V162H77ZM150 161V162H149ZM175 161H177V162H175ZM178 161H182V162H178ZM229 161H231V162H229ZM235 161V162H234ZM239 161V162H238ZM62 162H63V159H62ZM75 162V163H74ZM134 162H135V164H134ZM152 162V163H151ZM208 162V166H206V163ZM226 162V163H225ZM92 163V164H91ZM160 165H159V164ZM176 163H177V165H176ZM227 163H229V164H227ZM95 164V165H94ZM121 164V165H120ZM151 164V165H150ZM181 164V165H180ZM215 164V165H214ZM95 167H94V166ZM117 167H115V166ZM122 165H124V166H122ZM148 165H150V172H149V170H147L148 168L146 167V166H148ZM222 165H223V167H224V169L225 170H222L223 168H222ZM239 165H241V166H239ZM62 166H65V163H64V165L62 164L61 165V167ZM159 166V167H158ZM172 166V167H171ZM175 168H174V167ZM206 166V167H205ZM237 166H238V168H237ZM53 169H54V165L53 166H51ZM60 166L58 165V166H56L55 167V169L54 170H56V169H58ZM60 167V168H61ZM88 167V168H87ZM149 167V166H148ZM158 169H157V168ZM180 167V168H179ZM242 167V168H241ZM251 167V168H250ZM129 168V169H128ZM146 170H145V169ZM156 168V169H155ZM235 168V169H234ZM245 168V169H244ZM248 168V169H247ZM79 169V170H78ZM90 169V170H89ZM130 169H134L133 170V174H131V172H132V170H130ZM145 171H143V170ZM180 169V170H179ZM206 169H208V170H206ZM213 169V170H212ZM215 169V170H214ZM242 169V170H241ZM250 169V170H249ZM252 169V170H251ZM54 170H53V172H54ZM85 170V169H84ZM152 170V171H151ZM175 170V171H174ZM210 170H212V171H210ZM231 170V171H230ZM236 170V171H235ZM240 170V171H239ZM244 170H246L247 172L249 171V173L247 174V172L246 171H244ZM130 171V172H129ZM215 171V172H214ZM226 173H225V172ZM242 171H243V174H242ZM93 174H92V173ZM95 172V173H94ZM146 172H149L148 174L146 173ZM211 172H212V174H211ZM218 172H219V175H218ZM228 172H229V174H228ZM233 172V173H232ZM237 173L236 175H234L235 173ZM244 172H246V173H244ZM253 172V173H252ZM258 174H257V173ZM214 173V174H213ZM222 173H225L224 175V177H222L223 176V174ZM48 174H50V175H48V176H50V177H47V174L45 173L43 176H44V178H45V176H46V178H48V179H50V178H52L53 177V175H52V170H51V168H50V170L48 171ZM91 174H92V177H91ZM97 175V177L95 176V175ZM131 174V175H130ZM220 174H222V176L220 175ZM228 176H227V175ZM148 175V176H147ZM149 175H150V177H149ZM186 175V176H185ZM206 175H208V177L206 176ZM211 175V176H210ZM234 175V176H233ZM238 175V176H237ZM247 175H252V176H247ZM256 175V176H255ZM42 176V177H43ZM112 176V177H111ZM114 176V177H113ZM204 176H205V178H204ZM210 176V177H209ZM214 177L213 178V182L212 181H210L209 182V180L210 179H208V178H211V177ZM221 176V177H220ZM227 176V177H226ZM238 178H237V177ZM243 176V177H242ZM261 176V175H260ZM94 177V178H93ZM147 177V178H146ZM247 177V178H246ZM253 177V178H252ZM45 178V179H46ZM100 178V179H99ZM188 178V179H187ZM207 178V179H206ZM216 178V179H215ZM222 178V179H221ZM236 178H237V180H236ZM253 179V180H250V179ZM255 178V179H254ZM261 179V181L260 180H258V182H257V179ZM86 179H87V181H86ZM141 181H140V180ZM204 179H206V181H208V183H207V185L206 184H204L206 181L204 180ZM243 179V180H242ZM263 179V180H262ZM96 180H97V183H96ZM100 180V181H99ZM145 180V181H144ZM176 180H177V182H176ZM200 180H202V182L200 181ZM214 180H216V181H214ZM231 180V181H230ZM241 180H242V182H241ZM45 181V180H44ZM42 182V183H46L47 181H45V182ZM102 181V182H101ZM199 181V182H198ZM1 182V181H0ZM95 182V183H94ZM100 182V183H99ZM143 182V183H142ZM175 182V183H174ZM185 182V183H184ZM240 182V183H239ZM252 182H254L253 184H252ZM41 183V184H42ZM210 183V184H209ZM215 183V184H214ZM248 183V184H247ZM260 183L262 184V185H260ZM32 184V182L30 183V185ZM108 184V185H107ZM177 184V185H176ZM183 184V185H182ZM222 184V185H221ZM239 184V185H238ZM247 186H246V185ZM254 184L255 185H257V186H254ZM43 185V184H42ZM95 185V186H94ZM107 187H106V186ZM180 185H181V187H180ZM249 185V186H248ZM253 187H252V186ZM260 185V186H259ZM221 186H223V187H221ZM226 188H225V187ZM131 187V188H130ZM185 187V188H184ZM228 187L231 189V190H228ZM251 187V188H250ZM104 188V189H103ZM108 188V189H107ZM130 188V189H129ZM173 188H174V190H173ZM182 188V189H181ZM223 188V189H222ZM225 188V189H224ZM235 188V189H234ZM246 190H245V189ZM259 189L260 191H262V192H256V189ZM261 188L263 189V190H261ZM127 189H129V190H127ZM133 191H137L138 192V194L137 195H135V198L134 197H132V198H134V199H132V198H130L129 197V194H131V191L132 190ZM179 189H181V190H179ZM212 189V190H211ZM217 189V190H216ZM241 189H243L244 191H242ZM249 189V190H248ZM257 189V190H258ZM103 190V191H102ZM106 191V194H105V191ZM159 190V191H158ZM186 190V191H185ZM211 190V191H210ZM216 190V191H215ZM233 190V191H232ZM236 190V191H235ZM240 192H239V191ZM100 191H101V194H102V196H101V194H100ZM129 193L128 194V196H126L127 194L125 193ZM155 191V192H154ZM157 191V192H156ZM174 191H175V193H174ZM217 191H218V193H217ZM224 193H223V192ZM229 191V192H228ZM247 191V192H246ZM120 192V193H119ZM182 192V193H181ZM185 192V193H184ZM207 192H208V194H207ZM255 192H256V194H255ZM123 193V194H122ZM153 193V194H152ZM157 193V194H156ZM179 193H181V194H179ZM209 193H210V195H209ZM216 193V194H215ZM245 193V194H244ZM260 194V195H262V196H258L257 194ZM99 194V195H98ZM219 194V195H218ZM242 194V195H241ZM251 194V195H250ZM254 194V195H253ZM153 195V196H152ZM183 195L184 196H186V197H183ZM212 195V196H211ZM218 195V196H217ZM241 195V196H240ZM257 195V196H256ZM98 196H99V198L101 199H99L98 200ZM105 196H106V198H105ZM121 196V197H120ZM124 198H123V197ZM151 198H150V197ZM172 196H174V197H172ZM256 196V197H255ZM129 197V198H128ZM177 197V198H176ZM237 197V198H236ZM67 197H64V199H66ZM126 198H128V199H126ZM173 198V199H172ZM89 199V198H88ZM109 199V200H108ZM123 199V200H122ZM131 201H130V200ZM171 199H172V201H171ZM187 199V200H186ZM62 200H63V198H62ZM126 200V201H125ZM129 200V201H128ZM136 200V201H135ZM176 200V201H175ZM105 201V202H104ZM188 201H189V203H188ZM229 201V202H228ZM7 202H13V204L14 203H16V205L18 206V210L19 211H22V210H24L25 212H30L31 210V215H33L34 217H35V219H37V220H32V222H28V223H32V224H30V225H26V227H24L23 229L22 228H20L19 226H12L11 225V223L8 225V223H9V220L8 219H10V218H6V215L5 214H3L2 215V213H4V211L3 212H1L2 210L1 209H3L2 207V205H3V203H7ZM108 202V203H107ZM109 202H110V204H109ZM217 202V203H216ZM241 202V203H240ZM108 205H107V204ZM193 203V204H192ZM213 203V204H212ZM218 203H220L219 205V207L217 206L218 205ZM222 203V204H221ZM103 204L105 205V206H103ZM183 204V205H182ZM190 204H192V205H190ZM217 204V205H216ZM224 204V205H223ZM35 205H37V208H38V201L36 202V199H35V196H34V194H32L31 193V191L29 190V188H28V185L27 184H23V183H20V181H19V179H15L14 177H12L11 179H8L7 181H3V182H1L0 183V254H6V256H8V254H10V255H12L13 253L12 252H14L13 250L15 249V248H17L16 246V244H18L19 245V243H16V240H20L22 237H24V236H27L29 239V241H28V244H29V242H32L31 240L35 237L34 235H36L37 233V231H36V222L37 221H39V220H42L43 219V217H44V213L42 212V211H40V213L42 212V214L40 215L39 214V212H37L39 215H38V217H36L37 215V213H36V209L34 210V208H36V206ZM99 205V204H98ZM99 205V206H100ZM124 205V206H123ZM190 205V206H189ZM214 205V206H213ZM215 205H216V207L218 208H216L215 207ZM222 205V206H221ZM186 206V207H185ZM191 208H189V207ZM225 206H226V209H225ZM238 206V207H237ZM106 207V208H107ZM205 207H206V209H205ZM107 208V209H108ZM123 208V209H122ZM188 208V209H187ZM221 208V209H220ZM110 209H112V210H110ZM115 209V210H114ZM205 209V210H204ZM236 209V210H235ZM17 210V211H18ZM30 210V211H29ZM113 210H114V213H113ZM117 210V211H116ZM18 211V212H19ZM238 211V212H237ZM109 212H111V213H113V214H110L109 215ZM133 212V214H131V213ZM187 212H188V214H187ZM234 212V213H233ZM36 213V214H35ZM107 213V214H106ZM117 214V215H116ZM241 216H240V215ZM245 214V215H244ZM5 215V216H4ZM36 215V216H35ZM99 215H100V213H99ZM32 216V217H33ZM104 216V217H105ZM232 216V217H231ZM244 216V217H243ZM4 217H5V219H4ZM40 217V218H39ZM47 217V216H46ZM45 217V218H46ZM114 217V218H115ZM236 217V218H235ZM242 218V220H240L241 218ZM44 218V219H45ZM119 218V219H118ZM122 218V219H121ZM182 218V219H181ZM234 218H235V220H236V222H234L235 220H234ZM32 219H34V218H32ZM125 219V220H124ZM149 219V220H148ZM154 219V220H153ZM232 219V220H231ZM238 219V220H237ZM12 220V219H11ZM117 220H118V222H117ZM120 220V221H119ZM122 220V221H121ZM234 220V221H233ZM246 220V221H245ZM149 221V222H148ZM230 221H233L235 224H233L232 222L230 223ZM242 221H245V223H243ZM12 222V221H11ZM139 224H138V223ZM147 222V223H146ZM161 222V223H160ZM27 223V224H28ZM130 225H129V224ZM133 223V224H132ZM137 223V224H136ZM144 223V224H143ZM159 223V224H158ZM171 223V224H170ZM239 223V224H238ZM261 223V224H260ZM36 226H35V225ZM123 226H122V225ZM257 226H256V225ZM126 227H125V226ZM132 225H134V226H132ZM137 225V226H136ZM190 225V226H189ZM249 225V226H248ZM35 226V227H34ZM132 226V227H131ZM144 226V227H143ZM188 226V227H187ZM232 226H235L236 228H234L235 229V231H234V229H232ZM246 226H248V227H246ZM255 226H256V228H255ZM138 227V228H137ZM185 227V228H184ZM35 230H34V229ZM154 228H157V229H159V230H155V232H157V233H155L154 235H153V233H154ZM187 228H189V229H187ZM191 228V229H190ZM248 228V229H247ZM260 228V229H259ZM145 231V233H144V231ZM183 229H184V231L185 232H187V231H189V232H187L188 234L190 233H194L193 235H195V232H197V230H200V231H198L197 232V234H203V235H201V236H203V239H202V237L201 236H199V235H197V237H200V238H196V242L194 243L192 240L194 239L193 238V236L191 237L192 238V242H190V244H189V248H187V250H185L184 252L183 251H179V252H174V253H171V254H164V250H167V245H169L170 243H169V241H171V240H175L174 238H175V236H179L180 235V232L181 231H183ZM186 229H187V231H186ZM138 230V231H137ZM141 230H142V232H141ZM242 231V234L244 235V236H246L245 234V232L246 231ZM183 231V232H184ZM117 232H119V231H117ZM119 232V233H120ZM151 232H153V233H151ZM214 232V231H213ZM233 232H236L237 234L235 235V236H237V237H235L234 235H232V233ZM244 232V233H243ZM182 233V232H181ZM160 234V233H159ZM162 234H160V236H162ZM235 234V233H234ZM255 234V235H254ZM24 235V236H23ZM195 235V236H196ZM241 235V234H240ZM264 235V234H263ZM177 236V237H178ZM21 237V238H20ZM158 237H159V235H158ZM158 237H156V239L155 240H158L157 238ZM176 237V238H177ZM188 237H189V235H188ZM32 238V239H31ZM190 238V237H189ZM252 238V239H251ZM150 239V240H151ZM170 239V240H169ZM153 240V239H152ZM158 240V241H159ZM199 240V241H198ZM167 241V242H166ZM201 241V242H200ZM172 242V241H171ZM33 243V242H32ZM159 243H161V241L159 242ZM166 243H167V245H166ZM169 243V244H168ZM193 245H192V244ZM252 243V242H251ZM30 245V244H29ZM140 245H142V243H140ZM236 247V246H235ZM27 248H28V246H27ZM193 248H194V250H193ZM24 249H26V247L24 248ZM163 249V250H162ZM162 250V251H161ZM221 250V251H220ZM16 251V250H15ZM164 251V252H163ZM193 251V252H192ZM241 251L242 252H245V251H247V246L245 245V244H243V246L241 247ZM162 252V253H161ZM191 252H192V254H191ZM196 253V255H195V253ZM12 253V254H11ZM194 253V254H193ZM19 253H17V255H18ZM9 255V256H10ZM20 255V254H19ZM157 255V256H156ZM5 256V255H4ZM8 256V257H9ZM163 258H161V257ZM199 256V255H198ZM159 257V258H158ZM15 258H17V256H15L13 259H11L12 261L10 262V263H12L13 264V261L15 262ZM242 258V257H241ZM241 258H238L237 260H235L236 262H235V264H250L251 262H252V260H242ZM17 259H19V258H17ZM160 259H162V261L160 262ZM152 260H153V262H152ZM10 263H8V264H10ZM165 263H167V260L165 261Z\"/></svg>",
  "mask_w": 264,
  "mask_h": 264
},
{
  "label": "bare ground",
  "instance_id": "2",
  "mask_svg": "<svg viewBox=\"0 0 264 264\" xmlns=\"http://www.w3.org/2000/svg\"><path fill=\"white\" fill-rule=\"evenodd\" d=\"M179 1V0H178ZM188 1V0H187ZM192 0H190V2H191ZM197 1V5H195V3H193L196 7H194V8H192V6H191V8L192 9H195V11H193L192 9H190L189 7L187 8V7H185V6H187V5H185L183 8H181L180 9V7H181V4L175 9L174 8V6L171 8V9H165V8H163V9H165V10H160V9H153L152 7V9L150 8L149 10L148 9H143L142 7L143 6H147V0H88L86 3H85V9H83V10H81V8H80V10H77L76 11V9L75 10H71V11H74V13H77V15L76 16H74L75 18H73V16L69 19H67V18H65V16H64V18H63V16H61L58 20H50L49 21V24H45L44 23V21L46 20L47 21V16H51V14H52V10H50V9H47V10H43V9H36V10H33L32 11V15H31V19H30V25H29V35H31V36H33V38L35 37L36 39V45H34L35 47L32 49V51H36V53H37V55H35L34 57H31L29 54L27 55V57H29L30 59H32V61L31 62H26V61H24L23 59H21V57L22 56H20L19 58H20V61H24V62H20L22 65H20V63H15L16 65H15V67H14V65H12L15 69H17L16 71H23V70H28L29 72H30V74H31V76H33L32 78H34L35 80H37L38 81V83H41L42 85L44 84V86L46 85V87H48L50 90H52V89H55V90H52L53 91V93L50 91V94H48L47 93V96L45 95V98H42V99H45L44 101H42V99H40V97L38 98L37 97V99L35 98V99H33L32 97L30 98L29 96H27V95H25V93L24 92H21V94L19 93V92H16V93H12V97H15V96H17L18 97V102H16L17 103V106L15 107V108H12V107H10V101L8 100V99H10L9 97H10V94H11V91H12V85H10L9 83H11L13 80L15 81H18V73H16L15 71H12L10 74H5V73H9V72H7V71H4V72H0V80L2 81V83H3V85L5 86V88L6 89H8V90H11L10 91V93H9V97H6V95H4L3 97H1V102H0V127H3V125H8L9 127H12V128H14V130H16L17 132H15V133H21V132H18V130L19 131H23V139L21 138V136H22V134H21V136H19L20 138H21V140L19 139V138H17V140L15 141L14 139L16 138H14V139H8L7 138V136L5 137H3V136H1L0 137V155H1V157H0V181L1 182H3V181H7L8 179H11L12 177H14L15 179H19V181H20V183H23L24 185L25 184H27L28 185V188H29V190L31 191V193L32 194H34V196H35V199H36V202L38 201V208H37V205H35L36 206V208H34V210L36 209V213L37 212H39V214L41 215L42 214V212L44 213V217H43V219L42 220H39V221H37L36 222V235H34L35 237L31 240L32 242H29V244H28V237L27 236H24V237H20L21 239L20 240H16V243H19V245L18 244H16L17 246V248H15L13 251L14 252H12L11 254L12 255H10V254H8V256H6V254H0V264H8V263H10L12 260L11 259H13L15 256H17V258H19V259H17V258H15L14 260H15V262L13 261V264H148L149 262H150V260L153 258V260H154V251L156 250L157 251V249L158 248H160L161 246H160V244H162L163 242V244H165V241H164V239L162 240H159L160 239V237H163V235L164 234H162L161 233V230H160V234H162V236H160V234L158 233V234H156L157 236L156 237H158V235H159V237L157 238L158 240H155L156 239V237L155 238H152L151 239V237H150V234H148V232H147V235H149V238L151 239H148L147 237L148 236H144L145 234H138V233H140V232H136L135 231V229H133V228H126V229H124V231H122V232H120L121 230H123V228L121 229V230H117V231H119V232H117L115 229V227H119L120 225H117V223H116V217L114 218L113 217V215L112 216H108L107 215V217L105 216V215H103V214H101V212L100 211H102V213H103V211H104V213H105V209L108 211L109 210V205H108V207L107 206H105L104 204H103V206H105V208H104V210L102 209H100V208H102L101 206L102 205H100V202H102L103 203V201H99L98 203L97 202H95V200L97 199V197L95 198V200H94V195L96 196V194H90V192L92 193H95L96 191H99L98 189L99 188H93V185L91 186L92 188H87L86 186H88V185H85V181L82 183L81 181H83V178L85 177V178H87L88 177V175H89V173H87L88 175H87V177L84 175V174H82V172H80V171H83V173H85V171L87 170L85 167V161H83V162H85L84 163V168H83V170H81L80 169V171H78L79 173H76V169L78 168L77 166H76V164H75V166H74V168H70L69 166H70V161H72L73 162V159L76 157V156H74V158L73 157H70V156H67V154H68V152H69V154L68 155H70L71 153H73V152H75V153H73L74 155L75 154H78V152L76 153V150L75 151H68L69 149H73V148H75L77 145V143H75V140L74 139H76L75 137H76V133L80 130V131H82L80 128L83 126H87V127H90V128H86V130H84V132L85 133H83V135L85 134V135H87L86 137H87V139L88 138H90V137H94V139H98V140H100V142H101V144H102V141L104 140V139H106L107 137H109V136H115V139L117 138V139H121V141H123V140H125V139H128L129 137H131L132 138V130H130V129H128L127 128V126H125V123H122L121 122V120H119V119H117V121L116 120H109V119H107V120H109V122L111 121V122H113V121H115V123H117V124H119L120 125V130H116V131H113V132H111L112 130H114V129H112L111 130V128H110V132H107V130L109 129H105L106 127L104 126V125H102V123H101V125L99 124L98 126H96L97 124H94L93 122H92V124H94L93 125V127H92V129H91V125L89 124V126H88V120L91 118V113L92 112H90L89 113V110H88V108L87 107H89L90 105H91V107L93 108V106H92V102H94L93 100L91 101V103L92 104H89L87 101H89V98L90 99H92V97H91V94L93 93V92H91V94L90 93H86L84 90V92L80 89V86L78 87V86H76V85H73V83H72V85H71V83L68 85V83L67 84H65L64 83V80L62 81L61 79H62V76L60 75V73H63V72H66L67 73V75H68V71L70 72V73H73V72H75L76 71V73L78 74V72H77V70L78 71H80V70H82L81 71V73L79 72V74H78V76L81 78L82 76H84V79H85V77H87V78H91L90 80H92V81H94L95 80V83H93V85H94V87L92 86V88H94V93L92 94V96L94 95V100H96L98 103L97 104H99V106H98V108L101 110H97V111H99V112H101V113H103V115H105V116H109L110 118H111V113H109V115H107L106 113H108V111H109V109H108V106L110 105L111 106V104L113 105V103H119L120 101H123V100H128V101H130L131 100V98L132 99H135L133 96H135L136 95V92L137 91H143L145 88L147 89L146 90V93L148 94V95H146V96H148L149 97V99L152 97H155V98H161V96H162V91H163V88L164 87H166V89L168 88L167 87V84L169 85L170 84V81H169V83H168V78H169V74H170V72H171V67H173V66H176L177 67V65L179 64V66H180V68H181V70H182V72H180V73H175V76L173 77V84L175 85L174 87H170L169 89H167V90H169L168 92H169V96H168V99L167 100H169V107L168 106H166V107H168L169 108V113H170V110L171 109H173V107H177V106H179L178 108H181V107H183L185 104V100H182L183 98L182 97H184L183 95H185V94H187V92L188 91H186L187 89L185 88V90H184V88L183 87H181L183 90H181L179 87H180V85L182 86V84L183 83H185V81H186V83H187V80L185 79H183V78H180L182 75H185V77H187V78H196L197 77V79H198V76L196 75V73L198 72V73H202L203 71H204V65H203V67H201L202 65H200L199 63H200V60H202L203 62H204V59H201L202 57V51H201V48L199 47L200 46V42H202L203 41V39H204V36H210L209 38V40H210V42L211 41H213V40H215L221 33H223L224 34V36L222 37L223 38V41H225L226 40V38H229L230 39V44H231V47L229 46V49L230 50H237V49H239L240 47H239V45H241L242 44V42H240L241 44H239L238 45V43H236L235 42V39L233 38V37H235V36H233L235 33H238V29H236V25H240L241 24V22L239 23V24H237L236 22V25H234L235 23L234 22H232V24H233V29H232V31L231 32H229L228 30H226V31H220V30H217L216 28H215V25H216V23H213L212 21H210V22H208V23H204V28H202L200 31H199V36H198V40H197V48H193L192 47V45H194V42H195V37H194V35L195 34H192L190 37H189V40H187L186 42H184L183 43V50H182V52H179V53H175L174 54V56L173 57H170V58H166V62H165V60L164 61H162V59H161V57H162V55L163 54H165V53H167L168 51H169V49H170V47H171V42L170 43H167V39L168 38H171V37H175V39H179L180 37H182L183 35H185L186 33L188 34V32H190L191 30H190V28H192V27H195V25L194 24H191V25H189V26H184V23H185V17H191V20L192 21H194L195 19H196V17H197V12H198V10L200 11V10H202V7H201V5L203 4V1L204 0H196ZM195 1V2H196ZM224 1H226L227 3H230V0H224ZM250 1V0H249ZM252 1V0H251ZM257 2H258V0H256ZM130 2H132L133 4H135V8H134V10H132V11H130V9L128 8H124V11H125V14H128V15H130L129 16V19L127 18V19H124L122 16L123 15H121V16H119V18H115L114 17V15L115 14H117V12L122 8V6L125 4H128V3H130ZM162 2H164V3H166V2H169V3H172L171 1H164V0H162ZM189 2V4H191ZM214 2H215V0H210L209 1V4H207L208 5V8H207V10H206V12H204V13H206L204 16H213V20H215V21H217V20H219L220 22H218V23H221V20H220V16L221 15H224L225 16V14H223L222 12V14H220V16L219 15H213V8H214ZM221 2V1H220ZM231 2H233V0L231 1ZM243 2V1H242ZM260 2V1H259ZM263 3H264V1H262ZM158 3V2H157ZM224 3V2H223ZM249 3V2H248ZM252 3V2H251ZM251 3H249V6L251 5ZM261 3V2H260ZM179 4V3H178ZM232 4V3H231ZM246 4V3H245ZM254 4H256V2L254 3ZM253 4V5H254ZM83 5V4H82ZM244 5V4H243ZM253 5H251V6H253ZM258 5H260V8H262L261 7V4H259L258 3ZM159 6V5H158ZM168 6H171V4L170 5H168ZM233 6V5H232ZM235 6H237V4H235L234 5V7ZM246 6V5H245ZM250 6V7H251ZM264 6V5H263ZM78 7V6H77ZM79 7H81V6H79ZM127 7H129V6H127ZM163 7V6H162ZM258 7V6H257ZM146 8V7H145ZM159 8H160V6H159ZM184 8H187V10L186 9H184ZM205 8V7H204ZM248 8V7H247ZM251 9V8H250ZM253 9V8H252ZM251 9V10H252ZM264 9V8H263ZM262 9V10H263ZM222 10V9H221ZM236 10V7H235V9H232V11L230 12V13H232V14H230V15H228L227 14V16L228 17H230V19L231 18H233L234 16L238 19V17H237V12L235 11ZM250 10V11H251ZM255 10H256V8H255ZM67 11H69V10H67ZM66 11V12H67ZM70 11V12H71ZM76 11V12H75ZM123 11V12H124ZM248 11V10H247ZM253 12H254V9H253ZM256 12V11H255ZM55 13V12H54ZM72 13V12H71ZM252 13V12H251ZM70 14V13H69ZM57 15V14H56ZM56 15H55V17H56ZM240 15V14H239ZM238 15V16H239ZM251 16V14L249 13V14H247V16ZM255 15H256V13H255ZM54 16V15H53ZM58 16V15H57ZM145 16H147L149 19H151V18H157V16H159L160 17V19L162 18L163 20H161V22H159V23H161V25L160 26H158L157 27V29H156V32H153L152 33V31H151V33L152 34H148V33H143V34H145V35H143L144 36V44H143V48L142 49H144V51L145 52H143V53H145V54H142L139 58H135L137 61H135L134 59H128L127 57H126V59L125 58H123L122 56H119V58H117L116 56H115V58L113 57V55H115L117 52H115V50L117 49L116 48V44H118L119 42H117L116 40H119V37L120 36H122V34L123 33H120V31H121V29H124L125 31H126V33H128V36L130 37V36H132V35H130V34H133V32L135 31V28L138 26V27H140L136 22L137 21H140L141 22V24H142V22L144 21L143 20V17H145ZM55 17H54V19H55ZM59 17V16H58ZM126 17H127V15H126ZM223 17V16H222ZM227 17V18H228ZM244 17V16H243ZM57 18V17H56ZM73 18V19H72ZM131 18H132V20H131ZM148 18H146L145 17V21L143 22V23H145L146 24V22L148 21ZM155 18V19H156ZM235 18V19H236ZM245 18V17H244ZM243 18V19H244ZM260 18V17H259ZM261 18H263L262 16H261ZM45 19V20H44ZM48 19H50L49 17H48ZM159 19V18H158ZM229 19V18H228ZM227 19V20H228ZM229 19V20H230ZM235 19H234V21H235ZM236 19V20H237ZM242 19V20H243ZM128 20H130V21H128ZM228 20V21H229ZM233 20V19H232ZM232 20H230V21H232ZM245 20V19H244ZM258 20V19H257ZM45 21V22H46ZM150 21V20H149ZM148 21V23H151V21H153L151 24H153L154 23V19H152L150 22ZM163 21V22H162ZM184 21V22H183ZM259 21H261V19L259 20ZM258 21V22H259ZM264 21V20H263ZM97 22V24H98V26H99V28L100 27H107V26H109L108 24H112L113 25V27L115 28V30H113V35H114V37H113V40H111V42L108 44V46H107V48H102L100 45H98V44H96V43H92L93 45H94V48H93V52H92V55H91V52H89L88 50H86L85 52L84 51H82V52H75V53H69L70 51L68 50V53H67V51L65 50V45H67V46H69V45H71L72 43H74L73 45H75V44H81V42H82V40H83V38L81 39V38H78V37H80V36H82V37H85V39L86 38H88V39H91V35H92V30H93V28L95 27L94 25H95V23ZM140 22H138V23H140ZM156 22V21H155ZM257 22V23H258ZM120 23H122V24H120ZM148 23L146 24V26H148ZM243 23V22H242ZM123 24H124V26L126 25V27H123ZM145 24H143V25H145ZM150 24V25H151ZM213 25L214 26V28H213V32H208L207 31V26L208 25ZM264 24V23H263ZM121 26L123 27V28H121ZM68 27L69 28H75V29H77V32H79V33H76V34H74V33H72L71 32V30H74L75 31V29H68ZM155 27V26H154ZM238 27V26H237ZM101 28V29H102ZM142 29H143V31H144V28L143 27H141ZM146 28H148V27H146ZM145 28V29H146ZM150 28H153V27H149V29ZM107 29H109L108 27H107ZM259 29H260V27H259ZM262 29V28H261ZM258 30L259 31V33H260V31L262 32V30ZM112 30V29H111ZM133 30V31H132ZM137 30V29H136ZM152 30V29H151ZM106 31V30H105ZM108 31V30H107ZM123 31V30H122ZM121 31V32H122ZM140 31V30H139ZM142 30H141V32H143ZM145 31H147V30H145ZM144 31V32H145ZM240 31V30H239ZM69 32L71 33V34H69ZM132 32V33H131ZM137 32V31H136ZM135 32V33H136ZM109 33H110V31H109ZM112 33V32H111ZM119 33L121 34L120 36H118L119 35ZM125 33V32H124ZM193 33V32H192ZM231 33H232V35H231ZM234 33V34H233ZM78 34V35H77ZM80 34V35H79ZM137 34H139V32L137 33ZM212 36H211V35ZM255 34V33H254ZM112 35V36H113ZM238 35V34H237ZM241 35V34H240ZM134 36H135V34H134ZM134 36H132V37H134ZM254 36V35H253ZM257 36V35H256ZM261 36V35H260ZM263 36V35H262ZM43 37V38H42ZM117 37H118V39H117ZM139 37V36H138ZM243 37V36H242ZM264 37V36H263ZM131 38V37H130ZM111 39V38H110ZM116 39V40H115ZM258 39H259V36H258ZM120 40H122V39H120ZM119 40V41H120ZM167 40V41H166ZM260 40H261V38H260ZM260 40H258V41H260ZM253 41H254V39H253ZM125 42V41H124ZM141 42V43H142ZM169 42V41H168ZM121 43V42H120ZM196 43V42H195ZM255 43H257V44H255ZM262 43V42H261ZM248 45V44H247ZM250 45V44H249ZM259 44H258V42L256 41V42H254V44L252 45V42H251V46H248L249 48L248 49H250V50H248L247 49V47H245V51H247V53L249 52L250 54H252V53H256V52H259V53H261L258 49L260 48V45L258 46ZM128 46V45H127ZM209 46H210V44H209ZM207 47V50H206V52L208 51H210L211 49H210V47ZM254 46H256L257 48H255V50H253V47ZM263 46V45H262ZM262 46H261V49H262ZM71 47V46H70ZM72 47H76V45L75 46H72ZM239 47V48H238ZM264 47V46H263ZM77 48V47H76ZM72 49H74V48H71L70 50H71V52H74ZM158 49H159V52H158ZM228 49V50H229ZM258 51H257V50ZM133 50H134V48H133ZM157 50V55L156 56H153V57H151V53L153 52V51H156ZM190 50H192L193 52H192V54H193V57L192 58H188L187 60L188 61H191L192 62V65L193 64H197L198 65V67L196 66V68L193 70V67L195 66V65H193V67L191 66L188 70H192L193 71V73H192V71H188L187 72V70H186V68L184 67V65L183 64H181L179 61H180V56L182 55V54H187V53H190ZM229 50V51H230ZM235 50V51H236ZM52 52V53H50V54H48L47 52ZM87 51H88V53H87ZM131 51V50H130ZM234 51V52H235ZM252 51H254V52H252ZM100 52H102V55H101V58H99V56H98V58L97 57H95V55L96 54H100ZM114 52H115V54H114ZM121 52V51H120ZM141 52V51H140ZM207 52V53H208ZM243 52V51H242ZM264 52V51H263ZM39 53V54H38ZM47 53V54H46ZM56 53H58V54H56ZM95 53V54H94ZM204 53H205V51H204ZM230 53V52H229ZM236 53V52H235ZM263 54V53H262ZM23 55V54H22ZM25 55V54H24ZM49 55V56H48ZM57 55H59V57L57 56ZM86 55H88V56H86ZM93 55H94V57H93ZM122 55V54H121ZM228 55V54H227ZM229 55H231V53L229 54ZM241 55V54H240ZM244 55H246V54H244ZM244 55H241L242 56V60H243V56ZM254 55V54H253ZM253 55H251V56H253ZM256 55H257V53H256ZM260 55V54H259ZM26 56V55H25ZM25 56H23V57H25ZM103 56V57H102ZM112 56V57H111ZM233 56V55H232ZM250 56V57H251ZM22 57V58H23ZM26 57V58H27ZM121 57V58H120ZM228 57V56H227ZM246 57H248V56H246ZM254 57H255V55H254ZM259 57H261V55L259 56ZM263 57V59H262V65H264V55L262 56ZM197 59L199 62H197V63H195V61H194V63H193V59ZM205 58V57H204ZM230 58H231V56H230ZM139 59V60H138ZM206 59V58H205ZM237 59V58H236ZM261 59V58H260ZM16 60H17V58H16ZM135 61V62H133V61ZM196 60V61H197ZM229 60V59H228ZM227 60V61H228ZM245 60V59H244ZM250 60H252V58H250ZM19 61V60H18ZM30 61V60H29ZM246 61V60H245ZM259 61V60H258ZM257 61V62H258ZM102 62H104V63H102ZM226 62V61H225ZM250 62V61H249ZM260 63H261V61H259ZM235 63V62H234ZM241 63V62H240ZM239 63V64H240ZM252 63H253V61H252ZM259 63V64H260ZM106 64V65H105ZM202 64V63H201ZM204 64V63H203ZM211 64H212V62H211ZM211 64H209V66L211 65ZM220 64V63H219ZM230 64V63H229ZM253 64H255V63H253ZM253 64H251V65H253ZM258 63H256V65L257 66H259V67H262V66H260ZM189 65V64H188ZM225 65V64H224ZM230 65H233V64H230ZM242 66H243V64H241ZM245 65H248V63H246ZM245 65H244V67H245ZM255 65V66H256ZM200 66V67H199ZM217 66H218V64H217ZM229 66V65H228ZM235 66V65H234ZM241 66V67H242ZM249 66H250V64H249ZM256 66V67H257ZM211 67V66H210ZM218 67H220V66H218ZM225 67V66H224ZM223 67V68H224ZM248 67V66H247ZM254 67V66H253ZM255 67V68H256ZM106 68V69H105ZM222 68V69H223ZM250 69H252L251 67H249ZM258 68V67H257ZM262 68H264V67H262ZM239 69H241V68H239ZM242 69H243V67H242ZM241 69V70H242ZM245 69V68H244ZM250 69H248V71L250 70ZM261 68H259V70H260ZM8 70H10V69H8ZM229 70V69H228ZM237 70V69H236ZM246 70L247 69H245L244 70V72H246ZM256 70V69H255ZM222 71H224V69L222 70ZM227 71V70H226ZM234 71V70H233ZM237 71H239V70H237ZM253 70H251L250 71V73L252 72ZM261 71V70H260ZM259 71V72H260ZM173 72V71H172ZM205 72V71H204ZM207 72V71H206ZM236 72V71H235ZM239 72H242V71H239ZM255 72H257L258 73V71L256 70ZM262 72V71H261ZM66 73H64V74H62L63 76L64 75H66ZM213 73V72H212ZM225 73V71L223 72V74ZM249 73V72H248ZM77 74H75V75H77ZM83 74V75H82ZM211 74V73H210ZM234 74V73H233ZM237 74H238V72H237ZM236 74V75H237ZM253 74H255L254 72H253ZM259 74H261V73H259ZM263 74L264 73H262V76H263ZM81 75V76H80ZM192 75H196V77H191ZM205 75V74H204ZM220 75V74H219ZM241 75V74H240ZM77 76V78L76 79H79V77ZM172 76V75H171ZM213 76V75H212ZM215 76V75H214ZM222 76V75H221ZM255 76V75H254ZM257 76V75H256ZM255 76V77H256ZM261 76V75H260ZM260 76H259V79H260ZM60 77H61V79H60ZM65 77V76H64ZM63 77V78H64ZM68 77H69V75H68ZM68 77H66L65 79L67 80L68 79ZM73 77V76H72ZM93 77V78H92ZM95 77V78H94ZM182 77H184V76H182ZM211 77V76H210ZM217 77V76H216ZM225 77V76H224ZM231 77H232V75H231ZM234 77V76H233ZM233 77H232V79H233ZM243 76H241L240 77V79L242 78ZM245 77V76H244ZM250 77H251V75H250ZM255 77H254V79H255ZM264 77V76H263ZM86 78V79H87ZM171 78V77H170ZM213 78V77H212ZM219 78V77H218ZM245 78H249V75H248V77L246 76ZM245 78H243V79H245ZM70 79V78H69ZM68 79V80H69ZM172 79V78H171ZM180 79H183L184 80V82H183V80L181 81ZM211 79V78H210ZM215 79H217V78H215ZM225 78H223V80H224ZM243 79H241V80H243ZM247 79H245L246 81H250V83H251V80H252V83H253V79H251V78H249L248 80ZM34 80V81H35ZM67 80V81H68ZM80 80H83V77H82V79H80ZM153 81V83H152V81ZM180 80V81H179ZM214 80V79H213ZM229 80V79H228ZM237 80H239V79H236V81ZM256 80V83H257V85L256 86H258L259 84V82L260 81H257L258 79H255ZM32 81H33V79H30V81H29V83H26V82H24V83H19L20 84V86L21 85H23V86H25L24 88L28 91V89L26 88V86H27V84H28V86H29V84L30 83H32ZM34 81H33V84H34ZM37 81H35V83H37ZM172 81H171V84H172ZM209 81H211V80H209ZM208 81V83L209 84H211L212 86H213V84H214V81H212V83H210ZM217 81H220V84H221V81H222V77H221V80H217ZM225 81V80H224ZM224 81H222V86H223V83H224ZM261 81H262V79H261ZM81 82V81H80ZM152 83V84H150V83ZM88 83H89V81H88ZM203 83H204V81H203ZM206 83H207V81H206ZM215 83H216V81H215ZM225 83H226V81H225ZM224 83V84H225ZM229 83H230V81H229ZM237 83H238V81H237ZM256 83H253V84H256ZM92 84V83H91ZM90 84V85H91ZM95 84H97L96 86H95ZM170 84V85H171ZM188 84V83H187ZM198 84V83H197ZM209 84H207V85H209ZM228 84V83H227ZM235 85H236V83H234ZM243 84H245V81L243 80V83H242V85ZM261 85H262V83H260ZM31 85V84H30ZM35 85V84H34ZM37 85V84H36ZM169 85V86H170ZM190 85V84H189ZM188 85V86H189ZM200 85V84H199ZM198 85V88L199 87H201L202 88V86H204L205 84H201L200 86ZM217 85V84H216ZM215 85V86H216ZM231 85H233V83L231 84ZM240 85V84H239ZM238 85V86H239ZM23 86H21V87H23ZM33 85H31V87H32ZM85 86V85H84ZM172 86V85H171ZM183 86H185V85H183ZM206 86V85H205ZM204 86V87H205ZM220 86V85H219ZM221 86V87H222ZM237 86V85H236ZM237 86V87H238ZM244 86V85H243ZM246 86L247 85H245L244 87H238V90H242L243 91V89H245L246 90ZM91 87V86H90ZM187 87V86H186ZM191 87V86H190ZM197 87V86H196ZM195 87V89H197ZM209 86H207V88H208ZM211 87V86H210ZM233 87H235V86H232V87H230V89H232ZM16 88V87H15ZM19 88V87H18ZM18 88H16V89H18ZM82 88V87H81ZM200 88V89H201ZM22 89V88H21ZM46 89V88H45ZM84 89V88H83ZM165 89V88H164ZM193 89V88H192ZM199 89V90H200ZM205 90L202 92L203 94H205L204 92L206 91V88H204ZM209 89V88H208ZM207 89V90H208ZM212 89H213V87H212ZM211 89V90H212ZM234 89V88H233ZM232 89V90H233ZM254 89V88H253ZM262 89H264V88H262ZM24 90V89H23ZM29 90H31V89H29ZM90 90H92V89H90ZM166 90V91H167ZM198 90V91H199ZM229 90V89H228ZM227 89H226V91H228ZM244 90V91H245ZM255 90H256V88H255ZM254 90V91H255ZM26 91V92H27ZM54 91H56V93L54 94ZM145 91V90H144ZM148 91V92H147ZM184 91H186V93L184 94L183 92ZM198 91H196V92H198ZM230 91V90H229ZM234 91V93H235V91H236V89L235 90H233ZM13 92H15V90L13 91ZM33 92V91H32ZM89 92V91H88ZM164 92V91H163ZM200 92V91H199ZM198 92V93H199ZM211 91H209V93H210ZM216 92H217V90H216ZM248 92H250V91H248ZM247 92V93H248ZM256 92V91H255ZM260 92H262V91H260ZM23 93H24V95H23ZM212 93L215 95V93L212 91ZM227 93H229V92H227ZM258 93V92H257ZM32 94V93H31ZM33 94H34V92H33ZM87 94H90V95H87ZM237 94V93H236ZM34 95H36V94H34ZM164 95H165V92H164ZM199 95V94H198ZM238 95H239V93H238ZM241 95V94H240ZM248 95V94H247ZM252 95H254V92H252L251 94H250V97L248 98V97H246L245 95H244V93H243V95H241V97H238L237 99H239V100H241V103L240 104H245V103H247V101H249V100H251V99H253V96ZM256 95V94H255ZM254 95V96H255ZM0 96H2V94H1V92H0ZM186 96V95H185ZM192 96V95H191ZM207 96V95H206ZM209 97H211V96H213V95H208ZM230 96V95H229ZM231 96H232V94H231ZM252 96V97H251ZM258 97H259V94L257 95ZM201 97H203V96H201ZM201 97H199V100H200V98ZM216 97H217V95H216ZM258 97L256 98V96H255V98L257 99V100H259L258 99ZM262 97V96H261ZM260 97V98H261ZM264 97V96H263ZM8 98V99H7ZM142 98V97H141ZM186 98H190V97H187L186 96ZM221 98V97H220ZM220 98H218L219 100H220ZM230 98V97H229ZM251 98V99H250ZM158 99V100H159ZM197 99V98H196ZM208 99V98H207ZM210 99V98H209ZM208 99V100H209ZM215 99V98H214ZM10 100H12V99H10ZM142 100V99H141ZM140 100V98L138 99V101L137 102H140L141 101ZM184 102L183 104L184 105H182V101ZM191 100V99H190ZM198 100V101H199ZM202 100H204V98L202 99ZM218 100V101H219ZM222 100H223V97H222ZM261 100H263V99H261ZM261 100L260 101H258V102H260L261 103ZM14 101V100H13ZM95 101V102H96ZM154 101V100H153ZM160 101H161V99H160ZM163 101V100H162ZM205 101V100H204ZM210 101H212V98H211V100ZM234 101V100H233ZM143 102V101H142ZM157 102V101H156ZM187 102H188V100H187ZM203 102V101H202ZM224 102V101H223ZM222 102V103H223ZM250 102V101H249ZM252 102H253V100H252ZM251 102V103H252ZM258 102H256V100H255V103H256V105L258 104ZM88 103V104H87ZM135 103H136V99H135ZM144 103L145 104H143L144 106H146V104H147V106H146V108H150V109H152L150 106H151V102L150 101H148V103L147 102H145L144 101ZM161 103V102H160ZM193 104H194V102H192ZM206 103V102H205ZM216 103H218V102H216ZM221 103V104H222ZM250 103V104H251ZM259 103V104H260ZM66 104V105H65ZM68 104H69V106H68ZM87 104V105H86ZM140 104H142V103H140ZM161 104H164L163 102L161 103ZM166 104H167V102H166ZM190 103H188V106H190L189 105ZM200 104V103H199ZM202 104V103H201ZM68 106V107H64V109L65 108H67L68 110L67 111H69L68 112V114L67 113H65V112H67V111H65L64 109V113L66 114L65 116V118L63 117V115H64V113L62 114V112H63V110H62V112H60V108H61V106ZM89 105V106H88ZM212 105V104H211ZM214 105H216V104H214ZM234 105V104H233ZM238 105V104H237ZM261 105V104H260ZM83 106H85V107H83ZM128 106H130V105H128ZM154 106V105H153ZM186 106V105H185ZM192 106V105H191ZM199 106V105H198ZM198 106H197V108H198ZM206 106V105H205ZM229 106V105H228ZM232 106V105H231ZM246 106V105H245ZM247 106H248V104H247ZM83 107V108H82ZM91 107H89V109L91 108ZM118 107V106H117ZM120 107H122V110L124 111V114H123V117H124V120H128V122L130 123H135L136 124V126L138 127V128H136V132H137V136L139 137L140 135H142L141 133H140V129H141V127L143 126V125H140V124H144V125H147L149 122V120L147 121L148 123H145V121L147 120H142L141 118H139L140 116H139V110L138 111H136V113H133V111L135 110H133V108H132V112L130 111V109L131 108H127V106L124 104V106H120ZM119 107V108H120ZM141 107V106H140ZM187 107V106H186ZM193 107V106H192ZM202 107V106H201ZM208 107V106H207ZM212 107V106H211ZM214 107H216V106H214ZM225 108H227V106L225 105L224 106ZM224 107H223V109H224ZM237 107V106H236ZM251 107V106H250ZM254 107H255V105H254ZM258 107V106H257ZM63 108V107H62ZM97 108V109H98ZM113 108H114V106H113ZM115 108H116V105H115ZM136 108V107H135ZM148 108V109H149ZM156 108V107H155ZM177 108V109H178ZM185 108V107H184ZM184 108L182 109L183 111V113H184ZM240 108V107H239ZM247 108V107H246ZM256 108V107H255ZM260 108H262V106L260 107ZM116 109H118V108H116ZM129 109V110H128ZM181 109H178V110H176V111H178V112H180L181 113ZM186 109V108H185ZM219 109H221V107H219ZM219 109H217V111L219 110ZM228 109H229V107H228ZM228 109H225V110H228ZM233 109H235V106L234 107H232V110ZM258 109V108H257ZM92 110V109H91ZM112 110V109H111ZM128 110V112H130L131 113V115H126L125 113H128V112H125V111H127ZM145 110V109H144ZM193 110V109H192ZM196 110V109H195ZM224 110V111H225ZM238 111L240 110V109H237ZM242 110H244V109H242ZM262 110H264V109H262ZM262 110H260V112L262 111ZM59 112L58 114H59V116L60 115H62V119L64 120V119H66V122H65V124L64 125H61L59 122L57 123V121L56 120H54V122L52 121L53 119H52V117H53V114L55 115V113L54 112ZM88 111V112H87ZM92 111H94V110H92ZM115 111V110H114ZM117 111V110H116ZM118 111H120L119 109H118ZM118 111H117V113H118ZM122 111V112H123ZM152 111V110H151ZM150 110L149 111H146L147 113L146 114H151L150 116H153V118L157 121H159V119H162V117H161V113H157V112H154V111H156V110H154L153 112H151ZM164 111H166V109H164ZM173 111H174V109H173ZM191 111V110H190ZM197 111H199V110H197ZM204 111H206V109L204 110ZM216 111V112H217ZM229 111V110H228ZM231 111V110H230ZM229 111V112H230ZM233 111H235V110H233ZM237 111V112H238ZM12 112H14V118H12L11 117V113ZM73 112V113H72ZM135 112V111H134ZM172 112V111H171ZM177 112V113H178ZM207 112V111H206ZM219 112H222V109H221V111L219 110ZM226 112V111H225ZM241 111H239V113H240ZM248 112V114H249V111H245V113H247ZM252 112V111H251ZM251 112H250V114H251ZM95 113V112H94ZM141 113V112H140ZM145 113V112H144ZM179 113V114H180ZM189 113V112H188ZM211 113V112H210ZM227 113V112H226ZM226 113H223V114H226ZM232 113V112H231ZM235 113V112H234ZM241 113H243V112H241ZM244 113V114H245ZM253 113V112H252ZM263 113H264V111H263ZM262 113V114H263ZM166 113H164V115H165ZM173 114V113H172ZM196 114V113H195ZM194 114V115H195ZM216 114V113H215ZM215 114H214V116L213 117H215ZM218 114H220V113H218ZM235 114H237V113H235ZM243 114V115H244ZM258 114V113H257ZM98 115H100L99 113H97V116H96V114H95V116L94 117H96V118H99L98 117ZM117 115V114H116ZM122 115V114H121ZM143 115V114H142ZM163 115V116H164ZM169 114H167L166 116H168ZM184 116L186 115V114H183ZM182 115V113H181V115H179V117L177 118V117H175L174 115H172V118H175V120H176V118H177V120H179V118H180V122H181V119H183L184 118V116ZM188 115V114H187ZM185 116V119H183V120H186L187 122H188V120L186 119V118H190V117H193V115H191L190 114V117H188V116ZM222 115V114H221ZM242 115V114H241ZM240 114H238V116H241ZM259 115V114H258ZM257 115V116H258ZM52 116V117H51ZM56 116H57V114H56ZM56 116H54V118L56 117ZM138 116V118H139V120H141L142 122L141 123H136V122H138V121H136V117ZM144 116V115H143ZM146 116V115H145ZM149 116V117H150ZM170 116H171V114H170ZM182 118H181V117ZM202 116V115H201ZM200 116V117H201ZM211 116V117H212ZM220 116V115H219ZM227 116H228V114H227ZM236 116V115H235ZM235 116H233V117H235ZM246 116V115H245ZM251 116V117H250ZM248 115V117L249 118H251V120H252V115ZM255 116H256V114H255ZM254 116V117H255ZM259 116H262V115H259ZM258 116V117H259ZM49 117H51L50 118V120H48V118ZM61 117V116H60ZM59 117V118H60ZM90 117V118H89ZM101 117V116H100ZM109 117H107V118H109ZM120 117V116H119ZM207 117H208V112H207ZM222 117V116H221ZM228 117H231L232 118V116L229 114V116ZM242 117V116H241ZM241 117H238V118H240V120L242 119ZM96 118L95 119H93V120H96ZM101 118H104V116L103 117H101ZM138 118H137V120H138ZM144 118V117H143ZM153 118H152V121L154 122V124L156 123V121H154L153 120ZM164 118V117H163ZM165 118H168V117H165ZM164 118V119H165ZM203 118V117H202ZM222 118H224V117H222ZM221 118V119H222ZM245 118V117H244ZM261 118V117H260ZM45 119V120H44ZM52 119V120H51ZM111 119H113V118H111ZM114 119H115V117H114ZM193 119V118H192ZM191 119V120H192ZM194 119H195V117H194ZM204 119V118H203ZM212 119V118H211ZM214 119V118H213ZM227 119V118H226ZM229 119V118H228ZM228 119H227V121H228ZM238 120V121H240L239 119H237V118H233V120ZM247 119V120H246ZM245 119V121H247L248 122V118H246ZM256 119V118H255ZM254 119V120H255ZM119 120V121H118ZM170 120V119H169ZM176 120V122L177 123H179L178 124V126L177 127H179V126H181V125H183V124H185V123H183V121H182V124L180 123V122H178ZM197 120V119H196ZM219 120H220V118H219ZM219 120H217V122L219 121ZM224 120V119H223ZM243 120V119H242ZM52 121V122H51ZM56 121V122H55ZM136 121V122H135ZM144 121V122H143ZM152 121H151V126L153 125V123H152ZM161 121V120H160ZM159 121V122H160ZM166 121V120H165ZM165 121L163 122L165 125H166V123H165ZM172 121V120H171ZM200 121H201V119H200ZM204 121V120H203ZM206 121V120H205ZM244 121V120H243ZM250 121V120H249ZM91 122V121H90ZM95 123H96V121H94ZM98 122V123H99ZM120 122V123H119ZM140 122V121H139ZM174 123H175V121H173ZM172 122V123H173ZM185 122V121H184ZM187 122H186V124H187ZM212 122V121H211ZM229 122V121H228ZM234 122V121H233ZM236 122V121H235ZM56 123L57 124H59V126L57 127L56 126ZM171 123V124H172ZM173 123V124H174ZM190 123V122H189ZM200 123L201 122H199V125H200ZM203 123V122H202ZM229 123H232V122H229ZM241 123V122H240ZM239 123V124H240ZM254 123H256L255 121H254ZM109 124V123H108ZM157 124L158 123H156L155 124V126L154 127H156L157 126ZM161 124V123H160ZM162 125L161 127H163V126H165V125ZM181 124V125H180ZM194 124V123H193ZM205 124V123H204ZM216 124V123H215ZM54 125H55V127H54ZM110 125V124H109ZM148 125H150V123L148 124ZM206 125V124H205ZM250 125H252V123L250 124ZM257 125V124H256ZM184 126V125H183ZM190 126V125H189ZM238 126V125H237ZM247 126V125H246ZM254 126V125H253ZM258 126H259V123H258ZM82 127V128H83ZM144 127V126H143ZM146 127V126H145ZM144 127V128H145ZM150 127V126H149ZM158 128H160V126H157ZM176 127V128H177ZM187 127H188V125H187ZM225 127V126H224ZM240 127V126H239ZM20 128V129H19ZM98 128V129H97ZM99 128H100V130H99ZM144 128H142V129H144ZM153 128V127H152ZM180 129H182L181 127H179ZM179 128H177V129H179ZM234 126H233V130H234ZM250 128V127H249ZM260 128V127H259ZM259 128H257V130L259 129ZM1 129V128H0ZM9 129V128H8ZM22 129H24V130H22ZM41 129H45L46 131H47V133H46V135L47 136H51V137H47V136H45V134H44V132H43V130H41ZM146 130H147V128H145ZM161 129V128H160ZM162 129H165V127L164 128H162ZM172 129V128H171ZM208 129V128H207ZM2 130V129H1ZM88 130H92V131H88ZM188 130V129H187ZM242 129H240V131H241ZM255 130V129H254ZM10 131V130H9ZM42 131V132H41ZM77 131V132H76ZM109 131V130H108ZM178 131V130H177ZM219 131H220V129H219ZM229 131V130H228ZM227 131V132H228ZM239 131V130H238ZM244 131V130H243ZM246 131V130H245ZM251 131H252V129H251ZM256 131V130H255ZM254 131V132H255ZM259 131H260V129H259ZM42 134H41V133ZM89 134H88V133ZM142 132H143V130H142ZM144 132H145V130H144ZM171 132H173V130L171 131ZM179 132V131H178ZM183 132V131H182ZM205 132H206V130H205ZM215 132V131H214ZM213 132V133H214ZM262 132V131H261ZM263 132H264V130H263ZM5 133H6V131H5ZM10 133V132H9ZM14 133V132H13ZM25 133V134H24ZM87 133V134H86ZM146 133V132H145ZM148 133V132H147ZM146 133V134H147ZM150 133H151V131H150ZM150 133H149V135H150ZM176 134H177V132H175ZM224 133V132H223ZM241 133V132H240ZM247 133H249L250 134V132H247ZM253 132H251V134H252ZM257 134L259 133V132H256ZM206 134V133H205ZM211 134V133H210ZM242 134V133H241ZM246 134V133H245ZM245 134L243 133V135H244V137H245ZM248 134V135H249ZM256 134V135H257ZM263 134V133H262ZM14 135V134H13ZM19 135V134H18ZM18 135H16V136H18ZM43 135V136H42ZM85 135H84V137H85ZM93 135V136H92ZM145 135V134H144ZM200 135V134H199ZM217 135V134H216ZM221 135V134H220ZM219 135V136H220ZM226 135V134H225ZM243 135H242V137H243ZM253 135V134H252ZM52 136H55V140H56V138L59 136V139L58 140H56L55 142H53L52 140L50 141V138H53ZM57 136V137H56ZM82 136V135H81ZM173 136V135H172ZM188 136V135H187ZM218 136V135H217ZM223 136V135H222ZM227 136V135H226ZM228 136H229V133H228ZM262 136V135H261ZM25 137H26V141H25ZM46 137H47V140H45L46 139ZM83 137V136H82ZM83 137V138H84ZM143 137V136H142ZM145 137H148V134H147V136H145ZM152 136H150V138H151ZM155 137V136H154ZM153 137V138H154ZM160 137V136H159ZM178 137V136H177ZM198 137V136H197ZM243 137V138H244ZM249 137V136H248ZM255 137V136H254ZM262 137H264V136H262ZM83 138H81L80 137V139H79V142H78V139L76 140L77 142H78V145H79V143L80 144H82L83 142H81L82 140L81 139H83ZM125 138V139H124ZM141 138V137H140ZM149 138V139H150ZM161 138V137H160ZM217 138V137H216ZM223 138H224V136H223ZM251 138V137H250ZM258 138V137H257ZM91 139V138H90ZM90 139H88V140H90ZM94 139L93 140H91V141H93V143L95 142L94 141ZM123 139V140H122ZM133 139V138H132ZM146 139V138H145ZM148 139V140H149ZM164 139V138H163ZM169 139V138H168ZM228 139H230V138H228ZM262 139V138H261ZM12 140V141H11ZM30 140V141H29ZM81 140V141H80ZM85 140H86V138H85ZM130 140V138L128 139V141ZM187 140V139H186ZM206 140V139H205ZM221 140H223V139H221ZM220 140V141H221ZM242 140V139H241ZM249 140H251V139H249ZM253 140H254V138H253ZM44 141H50V143L51 142H53L55 145L54 146H51V145H53V144H50L49 142H48V144H50V146H51V148H50V146L48 145V147L47 146H45V147H47L48 149H49V151H47L46 149L47 148H45V147H43V146H39V144L41 143V144H43L44 143ZM118 141V140H117ZM126 141V140H125ZM143 141H145V140H143ZM151 141V140H150ZM152 141H154V139L152 140ZM162 141V140H161ZM192 141V140H191ZM229 141V140H228ZM243 141V140H242ZM242 141H240V142H242ZM245 141H246V139H245ZM8 142H10V144L12 145V151H11V154H9L8 152H6L5 150H4V147L6 146V144L8 143ZM24 142H26L25 144H24ZM43 142V143H42ZM96 142H98L97 140H96ZM100 142H99V146H100ZM124 142V141H123ZM135 142V141H134ZM147 142V141H146ZM187 142V141H186ZM189 142V141H188ZM187 142V143H188ZM194 142V141H193ZM200 142V141H199ZM247 142V141H246ZM254 142V141H253ZM26 146L25 148L28 150V148L29 147H27V146H32V148H34L35 150L34 151H36V150H38V152H34L33 154L31 153V154H29L28 155V153H26L25 151H27L26 149H24V150H22L21 149V147H22V145L23 144ZM29 143V144H28ZM31 143V144H30ZM87 144L88 143H91V142H86ZM85 143V144H86ZM93 143H92V145H93ZM128 142H126V144H127ZM149 143V145H150V142H148ZM154 143V142H153ZM164 144L165 143H167V142H163ZM172 143L174 144V146L176 145L175 144V140L173 139L172 140ZM214 143H218V142H214ZM226 143V142H225ZM251 143V142H250ZM27 144V145H26ZM120 144H122L123 145V143L121 142ZM130 144V143H129ZM129 144H127V146L129 145ZM132 144V143H131ZM130 144V145H131ZM163 144V145H164ZM195 144V143H194ZM222 143H220V145H221ZM238 144H240V143H238ZM249 144V143H248ZM255 144V143H254ZM261 144H262V142H261ZM263 144H264V142H263ZM262 144V145H263ZM45 145H46V143H45ZM89 145V144H88ZM87 145V146H88ZM98 145V144H97ZM110 145V144H109ZM153 145V144H152ZM162 145V144H161ZM179 145V144H178ZM188 145V144H187ZM213 145V144H212ZM212 145L211 146H209V147H212ZM223 145V144H222ZM224 145H226V144H224ZM257 145V144H256ZM256 145H254V146H256ZM262 145H260V146H262ZM75 146V147H74ZM94 146V145H93ZM124 146V145H123ZM167 146V145H166ZM189 146H190V144H189ZM199 146V145H198ZM215 146V145H214ZM213 146V147H214ZM217 146V145H216ZM219 146V145H218ZM217 146V147H218ZM227 146V145H226ZM225 146V147H226ZM251 146V145H250ZM45 148V150L47 151H45L44 149L42 150V148ZM83 147H85V145L83 146ZM90 147V146H89ZM95 147V146H94ZM106 147V146H105ZM109 148H110V146H108ZM143 147V149H144V147L145 146H142ZM141 147V148H142ZM149 147V146H148ZM150 147H151V145H150ZM150 147H149V149H150ZM171 146H169V148H170ZM173 147V146H172ZM188 147V146H187ZM220 148L219 149H221V146H219ZM223 147V146H222ZM238 147V149H242V147H243V142H242V144H240V145H238L237 146ZM236 147V148H237ZM5 148H7V147H5ZM23 148V147H22ZM146 149H148L147 148V144H146V147H145ZM190 148V147H189ZM216 148V147H215ZM215 148L213 149V150H215ZM244 148V147H243ZM252 148V147H251ZM256 147H254V149H255ZM259 148V147H258ZM261 148V147H260ZM259 148V149H260ZM263 148V147H262ZM80 149V148H79ZM89 149H91V148H89ZM94 149V148H93ZM96 149V148H95ZM94 149V150H95ZM104 149V148H103ZM108 149V148H107ZM134 149H136V148H134ZM139 149V148H138ZM173 150H175L174 148H172ZM171 149V150H172ZM207 149V148H206ZM208 149H210L211 150V148H208ZM223 149V148H222ZM258 149V150H259ZM4 150V151H3ZM63 150V151H62ZM97 150V149H96ZM145 150V149H144ZM179 150V149H178ZM213 150H212V153H213ZM225 150V149H224ZM252 150V149H251ZM257 150V152L260 154L258 157H254L255 158V160H253L252 162H250L249 163V165L251 164V165H253L252 167H254V171H257L256 173L259 175L258 177H261V178H263L264 179V155H261V154H264V152H261L260 153V151H258ZM23 151V152H22ZM62 151V152H61ZM82 151V150H81ZM86 151V150H85ZM88 151H90V150H88ZM99 151V150H98ZM135 151V150H134ZM145 151H148V150H145ZM144 151V152H145ZM149 151H152V150H149ZM191 151V150H190ZM208 151V150H207ZM217 151V150H216ZM255 151V150H254ZM264 151V150H263ZM21 152L22 153H24V154H21ZM106 152V151H105ZM110 152V151H109ZM140 152H143V150L142 149H140ZM139 152V153H140ZM167 152H168V150H167ZM172 152V151H171ZM175 152V151H174ZM178 152V151H177ZM25 153H26V155L27 156H29V157H27L26 155H25ZM29 153H30V151H29ZM81 153V152H80ZM82 153H84L83 151H82ZM81 153V154H82ZM87 153H89V152H87L86 151V154ZM107 153V152H106ZM134 152H132V153H130L131 155L133 154ZM137 153H138V151H137ZM161 153V152H160ZM163 153H166V151H164ZM212 153H210L209 155H211ZM241 153V152H240ZM246 153V152H245ZM9 154V155H8ZM86 154H84L85 155V157H86ZM111 154V153H110ZM110 154H108V156L110 155ZM141 154V153H140ZM147 154V153H146ZM167 154V153H166ZM214 154V153H213ZM216 154H218V153H216ZM229 154V153H228ZM236 154V153H235ZM234 153L232 154V155H235ZM243 154V153H242ZM241 154V156H243ZM254 154V153H253ZM79 156H80V154H78ZM90 155V154H89ZM94 155V154H93ZM136 155V154H135ZM141 155H143V154H141ZM153 155V154H152ZM169 155V154H168ZM215 155V154H214ZM230 156H231V153L229 154ZM256 155V154H255ZM258 155V154H257ZM30 156H32V157H30ZM97 156V155H96ZM112 156V155H111ZM128 156V155H127ZM134 156V155H133ZM166 156V155H165ZM177 156V155H176ZM212 156V155H211ZM210 156V157H211ZM216 156V155H215ZM218 156V155H217ZM216 156V157H217ZM220 156H221V153H220ZM229 156V157H230ZM238 157H239V153H238V155H237ZM241 156H240V159L237 157V159H239L240 160V164L243 166V167H245L246 168V166H248V165H246L245 163L247 162L246 160V162L244 161V159L245 158H241ZM81 157H82V155H81ZM84 157V156H83ZM84 157V158H85ZM91 157H92V154H91ZM101 157V156H100ZM129 157H130V155H129ZM142 157V156H141ZM148 157V156H147ZM181 157H183V156H181ZM206 157H208V156H206ZM64 158H66V159H64ZM71 158H73V159H71ZM83 158V159H84ZM86 158H88V156L86 157ZM128 158V157H127ZM145 158H146V155H145ZM152 158V157H151ZM168 158V157H167ZM171 158V157H170ZM179 158V159H178ZM177 159L178 160H180V157H178ZM209 158V157H208ZM219 158V157H218ZM235 158V157H234ZM233 157H232V159H234ZM62 159H63V162H62ZM81 159V158H80ZM89 159V158H88ZM126 159V158H125ZM161 159V158H160ZM177 159H175V160H177ZM186 159V158H185ZM210 159V158H209ZM208 159V160H209ZM85 160V159H84ZM90 160V159H89ZM207 160V159H206ZM205 160V161H206ZM207 160V161H208ZM211 160V159H210ZM209 160V161H210ZM214 160V159H213ZM213 160H211V161H213ZM219 160H221V159H219ZM218 159H217V161H219ZM252 160V159H251ZM139 161V160H138ZM146 161V160H145ZM216 161V160H215ZM222 161V160H221ZM237 161V160H236ZM76 162V161H75ZM74 162V163H75ZM78 162V161H77ZM80 162H81V160H80ZM150 162V161H149ZM171 162H172V160H171ZM175 162H177V161H175ZM178 162H182V161H178ZM229 162H231V161H229ZM235 162V161H234ZM239 162V161H238ZM64 163H65V166H62L61 167V165L63 164L64 165ZM152 163V162H151ZM173 163V165H174V162H172ZM226 163V162H225ZM233 163V160H232V162H231V164ZM92 164V163H91ZM134 164H135V162H134ZM159 164V163H158ZM227 164H229V163H227ZM54 165V169H55V167L56 166H60L58 169H56V170H54L51 166H53ZM77 165H79V166H81L80 164H79V162H78V164ZM95 165V164H94ZM93 165V166H94ZM121 165V164H120ZM151 165V164H150ZM150 165H148V166H146L148 169L147 170H149V172H150ZM160 165V164H159ZM176 165H177V163H176ZM181 165V164H180ZM215 165V164H214ZM234 164H232V166H233ZM241 165H239V166H241ZM250 165V166H251ZM115 166V165H114ZM122 166H124V165H122ZM206 166H208V162L206 163ZM205 166V167H206ZM77 167V168H76ZM95 167V166H94ZM116 167V166H115ZM159 167V166H158ZM172 167V166H171ZM174 167V166H173ZM249 167V166H248ZM50 168H51V170H52V175H53V177L52 178H50V179H48V178H46V176H45V178H44V174L46 173L47 174V177H50L51 175L50 174H48V171L50 170ZM88 168V167H87ZM117 168V167H116ZM157 168V167H156ZM155 168V169H156ZM175 168V167H174ZM180 168V167H179ZM222 170H225L224 169V167H223V165H222ZM237 168H238V166H237ZM242 168V167H241ZM244 168V169H245ZM251 168V167H250ZM85 169V170H84ZM129 169V168H128ZM145 169V168H144ZM158 169V168H157ZM235 169V168H234ZM248 169V168H247ZM53 170H54V172H53ZM79 170V169H78ZM90 170V169H89ZM130 170H132V172H131V174H133L134 172H133V170L134 169H130ZM143 170V169H142ZM146 170V169H145ZM180 170V169H179ZM206 170H208V169H206ZM213 170V169H212ZM212 170H210V171H212ZM215 170V169H214ZM242 170V169H241ZM250 170V169H249ZM252 170V169H251ZM135 171V170H134ZM144 171V170H143ZM152 171V170H151ZM175 171V170H174ZM231 171V170H230ZM236 171V170H235ZM240 171V170H239ZM244 171H246V170H244ZM87 172V171H86ZM130 172V171H129ZM145 172V171H144ZM149 172H146L147 174L149 173ZM213 172V171H212ZM212 172H211V174H212ZM215 172V171H214ZM225 172V171H224ZM247 172V171H246ZM246 172H244V173H246ZM92 173V172H91ZM95 173V172H94ZM151 173V172H150ZM226 173V172H225ZM225 173H222L223 174V176H222V174H220L222 177H224L225 175ZM233 173V172H232ZM235 173V172H234ZM249 173V171L247 172V174ZM253 173V172H252ZM93 174V173H92ZM92 174H91V177H92ZM130 174V175H131ZM214 174V173H213ZM228 174H229V172H228ZM237 173H235L234 175H236ZM242 174H243V171H242ZM48 175H50V176H48ZM95 175V174H94ZM218 175H219V172H218ZM227 175V174H226ZM233 175V176H234ZM261 175V176H260ZM43 176V177H42ZM90 176V175H89ZM96 177H97V175H95ZM148 176V175H147ZM186 176V175H185ZM207 177H208V175H206ZM211 176V175H210ZM209 176V177H210ZM220 176V177H221ZM228 176V175H227ZM226 176V177H227ZM238 176V175H237ZM236 176V177H237ZM247 176H252V175H247ZM256 176V175H255ZM112 177V176H111ZM114 177V176H113ZM149 177H150V175H149ZM215 177V176H214ZM213 176L211 177V178H208V179H210L209 180V182L210 181H212L213 182V178H214ZM243 177V176H242ZM94 178V177H93ZM147 178V177H146ZM204 178H205V176H204ZM238 178V177H237ZM237 178H236V180H237ZM247 178V177H246ZM253 178V177H252ZM250 179V180H253V179ZM100 179V178H99ZM188 179V178H187ZM207 179V178H206ZM206 179H204L205 181H206ZM216 179V178H215ZM222 179V178H221ZM255 179V178H254ZM262 179V180H263ZM47 181L46 183H42L43 181ZM140 180V179H139ZM243 180V179H242ZM242 180H241V182H242ZM258 180H260L261 181V179L259 178V179H257V182H258ZM44 181V182H45ZM86 181H87V179H86ZM100 181V180H99ZM141 181V180H140ZM145 181V180H144ZM201 182H202V180H200ZM214 181H216V180H214ZM231 181V180H230ZM0 182V183H1ZM32 182V184L30 185V183ZM102 182V181H101ZM176 182H177V180H176ZM199 182V181H198ZM264 182V181H263ZM43 185H42V184ZM95 183V182H94ZM96 183H97V180H96ZM100 183V182H99ZM143 183V182H142ZM175 183V182H174ZM185 183V182H184ZM207 183H208V181H206L204 184H206L207 185ZM240 183V182H239ZM254 182H252V184H253ZM210 184V183H209ZM215 184V183H214ZM248 184V183H247ZM263 184V183H262ZM261 183H260V185H262ZM108 185V184H107ZM177 185V184H176ZM183 185V184H182ZM222 185V184H221ZM239 185V184H238ZM246 185V184H245ZM259 185V186H260ZM95 186V185H94ZM106 186V185H105ZM247 186V185H246ZM249 186V185H248ZM252 186V185H251ZM254 186H257V185H255L254 184ZM88 187H90V186H88ZM107 187V186H106ZM180 187H181V185H180ZM221 187H223V186H221ZM225 187V186H224ZM253 187V186H252ZM258 187V186H257ZM131 188V187H130ZM129 188V189H130ZM185 188V187H184ZM226 188V187H225ZM224 188V189H225ZM251 188V187H250ZM262 188H264V187H262ZM261 188V190H263ZM104 189V188H103ZM108 189V188H107ZM129 189H127V190H129ZM182 189V188H181ZM181 189H179V190H181ZM223 189V188H222ZM235 189V188H234ZM245 189V188H244ZM258 189V188H257ZM256 189V192H259L260 190L258 189L257 190ZM132 190V189H131ZM173 190H174V188H173ZM212 190V189H211ZM210 190V191H211ZM217 190V189H216ZM215 190V191H216ZM228 190H231L229 187H228ZM242 191H244L243 189H241ZM246 190V189H245ZM249 190V189H248ZM103 191V190H102ZM105 191V190H104ZM107 191V190H106ZM106 191H105V194H106ZM159 191V190H158ZM186 191V190H185ZM233 191V190H232ZM236 191V190H235ZM239 191V190H238ZM108 192V191H107ZM125 192V191H124ZM155 192V191H154ZM157 192V191H156ZM223 192V191H222ZM229 192V191H228ZM240 192V191H239ZM247 192V191H246ZM256 192H255V194H256ZM260 192H262V191H260ZM259 192V193H260ZM120 193V192H119ZM126 193V192H125ZM130 193V192H129ZM129 193H126L127 195L126 196H128V194ZM174 193H175V191H174ZM182 193V192H181ZM181 193H179V194H181ZM185 193V192H184ZM217 193H218V191H217ZM224 193V192H223ZM257 194L258 196H262V195H260V194ZM100 194H101V191H100ZM103 194V193H102ZM102 194H101V196H102ZM123 194V193H122ZM138 194V192L137 191H131V194H129V197L130 198H132V197H134L135 198V195H137ZM153 194V193H152ZM157 194V193H156ZM207 194H208V192H207ZM216 194V193H215ZM245 194V193H244ZM99 195V194H98ZM209 195H210V193H209ZM219 195V194H218ZM217 195V196H218ZM242 195V194H241ZM240 195V196H241ZM251 195V194H250ZM254 195V194H253ZM256 195V196H257ZM153 196V195H152ZM212 196V195H211ZM255 196V197H256ZM264 196V195H263ZM262 196V197H263ZM64 197H67L66 199H64ZM103 197V196H102ZM121 197V196H120ZM123 197V196H122ZM128 197V198H129ZM150 197V196H149ZM172 197H174V196H172ZM183 197H186V196H184L183 195ZM62 198H63V200H62ZM89 198V199H88ZM105 198H106V196H105ZM124 198V197H123ZM128 198H126V199H128ZM134 198H132V199H134ZM151 198V197H150ZM177 198V197H176ZM237 198V197H236ZM100 198H99V196H98V200H99ZM173 199V198H172ZM172 199H171V201H172ZM264 199V198H263ZM101 200V199H100ZM109 200V199H108ZM123 200V199H122ZM130 200V199H129ZM128 200V201H129ZM187 200V199H186ZM97 201V200H96ZM126 201V200H125ZM131 201V200H130ZM136 201V200H135ZM176 201V200H175ZM105 202V201H104ZM229 202V201H228ZM188 203H189V201H188ZM217 203V202H216ZM241 203V202H240ZM100 206H99V205ZM109 204H110V202H109ZM193 204V203H192ZM192 204H190V205H192ZM213 204V203H212ZM220 203H218V207L220 206L219 205ZM222 204V203H221ZM183 205V204H182ZM189 205V206H190ZM216 205H215V207H216ZM224 205V204H223ZM3 207V209H1L2 211L1 212H3L4 211V213H2V215L3 214H5L6 215V218L8 217V218H10V219H8L9 220V223H8V225L11 223V225L12 226H19L20 228H24V227H26V225H30V224H32V223H28V222H32V220H37V219H35V217L33 216V215H31L32 213H31V211L28 213V212H25L24 210H22V211H19L18 210V206L16 205V203H14L13 204V202H7V203H3V205H2ZM124 206V205H123ZM188 206V207H189ZM214 206V205H213ZM222 206V205H221ZM108 209H107V208ZM186 207V206H185ZM238 207V206H237ZM190 208V207H189ZM217 208V207H216ZM99 209H100V211H99ZM123 209V208H122ZM188 209V208H187ZM191 209V208H190ZM205 209H206V207H205ZM204 209V210H205ZM218 209V208H217ZM221 209V208H220ZM225 209H226V206H225ZM19 212H18V211ZM110 210H112V209H110ZM115 210V209H114ZM114 210H113V213H114ZM236 210V209H235ZM40 211H42L41 213H40ZM117 211V210H116ZM238 212V211H237ZM31 213V214H30ZM35 213V214H36ZM99 213H100V215H99ZM113 213H111V212H109V215L110 214H113ZM131 213V212H130ZM234 213V212H233ZM38 213L35 215L36 217H38V215H39ZM107 214V213H106ZM131 214H133V212L131 213ZM187 214H188V212H187ZM4 215V216H5ZM117 215V214H116ZM240 215V214H239ZM245 215V214H244ZM33 216V217H32ZM47 216V217H46ZM105 216V217H104ZM241 216V215H240ZM46 217V218H45ZM232 217V216H231ZM244 217V216H243ZM32 218H34V219H32ZM40 218V217H39ZM45 218V219H44ZM236 218V217H235ZM235 218H234V220H235ZM241 218V217H240ZM4 219H5V217H4ZM12 219V220H11ZM119 219V218H118ZM122 219V218H121ZM182 219V218H181ZM125 220V219H124ZM149 220V219H148ZM154 220V219H153ZM232 220V219H231ZM233 220V221H234ZM238 220V219H237ZM240 220H242V218L240 219ZM12 221V222H11ZM120 221V220H119ZM122 221V220H121ZM233 221H230V223L232 222L233 224H235L234 222H236V220L233 222ZM246 221V220H245ZM245 221H242L243 223H245ZM117 222H118V220H117ZM149 222V221H148ZM28 223V224H27ZM119 223V222H118ZM138 223V222H137ZM136 223V224H137ZM147 223V222H146ZM161 223V222H160ZM237 223V222H236ZM263 223L264 222H262V224L261 225H263ZM129 224V223H128ZM133 224V223H132ZM139 224V223H138ZM144 224V223H143ZM159 224V223H158ZM171 224V223H170ZM239 224V223H238ZM117 225V226H116ZM122 225V224H121ZM130 225V224H129ZM256 225V224H255ZM258 225V224H257ZM256 225V226H257ZM34 226V227H35ZM123 226V225H122ZM125 226V225H124ZM132 226H134V225H132ZM131 226V227H132ZM137 226V225H136ZM190 226V225H189ZM249 226V225H248ZM248 226H246V227H248ZM256 226H255V228H256ZM264 226V225H263ZM117 227V228H118ZM126 227V226H125ZM144 227V226H143ZM188 227V226H187ZM138 228V227H137ZM185 228V227H184ZM234 228H236L235 226H232V229H234ZM238 228H241V226H237V228H236V232L238 233V232H240V234H238V238L239 239H234V237H232L231 235H227V234H224L223 232H222V228H220V226L219 225H215V224H213V223H211L210 224V229H208V230H204V235L201 233V234H197V232L198 231H200V230H197V232H195V235L197 234V235H199V236H201V235H203L204 236V243L208 246V247H212V246H217L218 244H220V242H222V246H225V244H227L229 241H231V242H233V246H234V248H232V246H230L229 248H228V253H226V254H222L220 257H219V252H217V251H209V252H205V253H203V251H202V248H201V246L200 245H196V247H195V252H198V254H197V258L199 257V260L197 259V260H194V258H196V257H194V258H192V257H189V256H191L190 254H189V256H187V253H186V251L185 250H187V248H189L190 246H189V244H190V242H194L195 240H196V238L198 239V238H200V237H197V235L195 236V235H193L192 233L190 234H188L187 232H189V231H187V229H189V228H187L186 229V231L187 232H185L184 231V229H183V231H181L180 232V235L177 237V236H175V240H171V241H169V245H167V243H166V245L168 246L167 247V250H164L163 252H164V254H171V253H174V252H179V251H185V254L183 253L182 255H177V254H175V256L173 257V258H168V259H163L161 256V258L163 259V262H161L162 261V259H160V262L161 263H157V264H235V260H237L238 258H241L242 260H252V262L250 263V264H264V233H260L259 232V236H260V238H259V243H260V247H259V249L257 250V249H255L254 250V248L252 247V244L254 245V243H253V240H250L249 239V236H247V230H245L246 228L244 227V228H242V229H244L246 232V236H244L243 234H242V231H244V230H240V231H238L239 229ZM34 229V228H33ZM157 228H154V233L153 232H151V233H153V235L155 234V233H157V232H155V230H156ZM191 229V228H190ZM248 229V228H247ZM260 229V228H259ZM261 229H264V228H262V226H261ZM35 230V229H34ZM143 230V229H142ZM142 230H141V232H142ZM157 230H159V229H157ZM138 231V230H137ZM144 231V230H143ZM214 231V232H213ZM234 231H235V229H234ZM264 231V230H263ZM236 232H233L232 233V235H236L237 233ZM144 233H145V231H144ZM235 233V234H234ZM244 233V232H243ZM188 235H189V237H188ZM249 235V234H248ZM255 235V234H254ZM193 236V240H192V237ZM203 236H201L202 237V239H203ZM177 237V238H176ZM196 237V238H195ZM235 237H237V236H235ZM201 239V238H200ZM252 239V238H251ZM170 240V239H169ZM192 240V241H191ZM161 241V243H159ZM197 241V240H196ZM195 241V242H196ZM199 241V240H198ZM167 242V241H166ZM194 242V243H195ZM201 242V241H200ZM252 242V243H251ZM140 243H142V245H140ZM193 243V244H194ZM192 244V243H191ZM192 244V245H193ZM243 244H245L246 246H247V251H245V252H242L241 251V247L243 246ZM27 246H28V248H27ZM189 246V247H188ZM26 247V249H24ZM16 250V251H15ZM163 250V249H162ZM161 250V251H162ZM193 250H194V248H193ZM221 251V250H220ZM193 252V251H192ZM192 252H191V254H192ZM194 252V253H195ZM17 253H19L18 255H17ZM162 253V252H161ZM193 253V254H194ZM5 255V256H4ZM195 255H196V253H195ZM199 255V256H198ZM157 256V255H156ZM159 258V257H158ZM153 260H152V262H153ZM167 260V263H165V261ZM10 264H12V263H10Z\"/></svg>",
  "mask_w": 264,
  "mask_h": 264
},
{
  "label": "flooded vegetation",
  "instance_id": "3",
  "mask_svg": "<svg viewBox=\"0 0 264 264\" xmlns=\"http://www.w3.org/2000/svg\"><path fill=\"white\" fill-rule=\"evenodd\" d=\"M119 16H121V15H119ZM112 25V24H111ZM95 27L93 28V30H92V37H91V39L93 38V36H94V38L95 39H88L89 40V42H94V43H96V44H98L97 43V39H101V40H104V37L106 36V35H113V33H109V30L107 29V27L105 28V27H100L99 28V26H98V24H97V22L95 23V25H94ZM113 26V25H112ZM102 28V29H101ZM106 30V31H105ZM108 30V31H107ZM100 31H103V33H100ZM105 33V34H104ZM80 44V43H79ZM81 45H83V42H81ZM99 45V44H98ZM84 50V49H83Z\"/></svg>",
  "mask_w": 264,
  "mask_h": 264
}]
</instances>
